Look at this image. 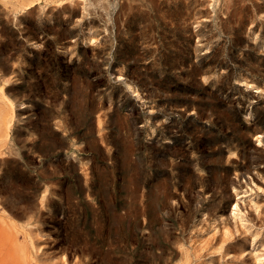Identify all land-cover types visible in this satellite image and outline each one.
<instances>
[{
	"label": "rangeland",
	"instance_id": "obj_1",
	"mask_svg": "<svg viewBox=\"0 0 264 264\" xmlns=\"http://www.w3.org/2000/svg\"><path fill=\"white\" fill-rule=\"evenodd\" d=\"M111 1H112L111 2L112 4H110V6L107 8V11L105 9H102V8L96 9L95 6H87L90 9H88V11H86V10L83 11L85 0H75V2H77L79 4L74 3V0H73V2H72V0H35L33 2V4L30 3L31 7L29 4H25V5L21 6L18 3V0H0V6H1V9H0V11H1V13H0L1 14L0 15V34L2 33L1 34L2 36L0 35V39H1L0 40V48L2 47L1 49L5 54V55L3 54V57L5 58L6 61L9 62L10 67L12 66L11 67L12 69L16 68V71L18 74H20V75L22 74V76L25 79L27 77L29 78V79H26L25 82H23V80L16 81V79H18L19 75L15 76V74H16V72H15V73L11 74L13 79L8 84H14V85L18 84L16 86L20 90L22 89L21 91H26L24 93H26L28 96L25 97V100H27V103H29V104L35 103L34 106L32 107V109H35L38 111V113L35 116L33 115L32 117L29 118L28 114L24 112V111H26L25 105H27V104L22 105L23 107L18 106L17 114L21 115V116L18 117V115H17V117L15 118L16 119L15 120V126H14V130L12 132V135H14L13 138H15L16 142L19 143V144L17 143V147L19 148L18 151H20L19 152L20 153V155H19L20 160H17V164H18V166L19 165L22 166V167L21 166L18 167V168L21 167L19 169L20 171L22 170V172H20L21 174H20L19 179L21 181H26L27 177L28 178L30 177L28 180H30L32 183L34 182L33 184H35V185L38 184L37 185L38 188L36 189V191H34V195H36L38 193V195H36L37 197L35 196L36 203H38V204H36V207H35V209L37 208L35 211V216H34L35 218L32 217V215H30L31 214L30 213V214L25 215V216H20V217L18 216L16 219L17 222H19L20 224H24V225L27 222V224H26L27 227L32 228V226H33V229L36 227L35 228L36 230L34 229V234H35L34 236H36L37 232H40V231H42L44 233V234L40 235V237L42 238L41 244L42 243L43 244L40 245L39 252H41V254H43V257L48 258V260H49V258H51L50 261L56 262L58 264H59V262H60V264H64V262H65V264H76V262H77L76 258H78L77 260H79V261L83 260V263H81V262L79 263V261H78V264H87V263L88 264H90V263L91 264H104V262L106 263V258H104V257L107 255L111 256L110 258L112 259V262L114 264H116V263L117 264H128V263L129 264H138V262H139V264H141V263L142 264H264V178H263L264 177V166H263V164H264V141L263 140L261 141V138L264 139V115H263L264 111H262V110H264V103H263L264 102V90H262V89H264V87H263L264 86V22H263L264 21V15H263L264 14L263 13L264 12V0H261L262 3L260 0H258V1L257 0L256 1L255 0H249V2H247L248 0H246V1L243 0L244 2L241 0L240 4L244 8L246 15L249 17L253 16V17H250V19L254 18V20L251 19V21H250L249 17H245L244 21L241 22V20H240V22H239V19L237 17L236 18L234 17L233 21H230L227 23L224 22L225 20L221 21L223 19V14H224V19H226L227 16H226V13H224V11L222 9H219V8H218L219 9L218 14L219 15L221 14V16L218 18V21H217V18H215L216 11L214 10V7H213L214 5L210 4L209 2H207V5H205V7L202 8V6H204V5H201V3L198 0H192V1L191 0H187V1L186 0H150V1L149 0H139V1L136 0L137 4H135V5H132V4L136 3L135 0H133L134 2L132 1V4H131V1L128 2L126 0H122V1L111 0ZM194 1H195V3L196 2L197 3L195 4ZM251 1H253L254 3ZM27 2H29V1H27ZM61 2H63V4ZM184 2H186V3L188 2L187 4L189 5V3H190V5L188 6ZM208 3H209V5H208ZM258 3H259L260 7L257 5ZM41 4H42V7H41ZM66 4H70L71 7L74 8V10L71 12H70V9L65 10L64 6ZM128 4L129 5L131 4V7ZM253 4H254V6H253ZM137 5L138 6L140 5L139 9L137 8L138 7ZM77 7H79V8H77ZM258 7L260 8V10H258L259 9ZM31 8H32V10H31ZM60 8L61 9L64 8V9L61 10ZM77 9H79V10H77ZM126 9H127V11H125ZM252 9H254V10H252ZM28 10L29 11L31 10V12H29ZM102 10L104 11V13ZM24 11L26 12L27 15H24L25 14ZM80 11H82V12H80ZM116 11H117V13H116ZM209 11L211 14L209 13ZM32 12H33V14H32ZM66 12H68L67 13L68 17L66 16V14H64ZM83 12L85 14H83ZM95 12H97V13H95ZM129 12H132L134 14L129 13ZM4 13H5V15H3ZM62 13L65 16H63ZM73 13L76 15H74ZM126 14H128L127 17H125ZM129 14H131V15L129 16ZM202 14H203L204 18L202 16ZM254 14H256V15H254ZM23 15H24V17H23ZM29 15L31 16V18ZM34 15H35V17H34ZM49 15H50V17H48ZM52 15H54V16H52ZM26 16H27V18H25ZM36 16H37V18H36ZM100 16H101V18H100ZM102 16H104V18ZM114 16H117L119 19H117V17L115 18ZM14 17H16V18H14ZM42 17H44V18H42ZM71 17H74V18H71ZM205 17H207V18H205ZM221 17H222V19H220ZM18 18H20V19H18ZM59 18H60V21H59ZM69 18H71V19H69ZM94 18H96V19H94ZM125 18L127 20H124ZM65 19H67V20H65ZM106 19L109 22H107ZM131 19H133V21ZM5 20H7V21H5ZM15 20H16V22H15ZM261 20H263V21H261ZM27 21H29V22H27ZM94 21L96 24L94 23ZM117 21H121V22L117 23ZM122 21H123V23H122ZM17 23H19V24H17ZM29 23L30 24L32 23V24L30 25ZM90 23H91V25H89ZM92 23H94V24H92ZM126 23H127V25H126ZM259 24H261V26H259ZM55 25H57V26H55ZM226 25H227V28H226ZM229 25H231V26H229ZM247 25H249V26H247ZM256 25H257V27H256ZM1 26L3 27V29ZM42 26H44V27H42ZM62 26H64V30H63ZM110 26H111V28H110ZM119 27H120V29H119ZM230 27L233 29H231ZM57 28L59 30H56ZM117 28H118V30H117ZM231 30H234L235 34H234V31L232 32ZM53 31H55V33ZM63 31H65V32H63ZM244 31H245V33H243ZM26 34H27V36H26ZM36 37H38V39ZM41 38H43V39L41 40ZM58 38H60V39H58ZM4 40H6V41H4ZM210 40H212V41H210ZM233 40H235L237 43ZM107 41H109V42H107ZM39 42H41L42 44ZM12 43H14V44H12ZM223 43L225 44V46ZM239 43H241V45ZM119 44L122 46H120ZM229 44H230V46H229ZM12 46L14 48H12ZM8 47H9V49L11 47L12 51L8 50ZM115 47H117V49ZM228 47L232 50H229ZM120 50H122V51H120ZM217 50L220 52H218ZM222 50H225V51H222ZM10 51H11V53H10ZM49 51H50V53H49ZM52 51H53V53H51ZM85 51L89 52L88 53L89 55L87 53H84ZM94 51L95 52L98 51V52L95 53ZM214 51H215V53H214ZM221 51H222V53H221ZM251 53L252 54L254 53L253 56ZM213 54L216 56V58L214 57ZM218 54H219V56H218ZM9 55H11V56H9ZM15 55H16V57H15ZM50 55H52V56H50ZM7 56H9V57H7ZM21 56L23 57V59ZM123 56H124L125 60H124ZM10 57H12V58H10ZM88 58H90V60ZM11 59H13V60H11ZM14 59L16 62H14ZM199 59L202 60V62ZM236 59H238V62ZM47 60H49V61H47ZM223 60L225 62H223ZM206 61H207V63H206ZM240 61L242 64L240 63ZM251 63L252 64L254 63L256 66H258V69L256 66L254 67V64H253V67L252 66L250 67V65H252ZM27 64H29V65H27ZM94 64H95L96 68H95V66H93ZM199 64H201V65H199ZM233 64L235 67L233 66ZM236 64H238V65H236ZM45 65L49 66V67L47 68ZM176 65H178V66H176ZM74 66H75V70H74ZM211 66H213L214 68ZM241 66H243V67H241ZM42 67H43V69H42ZM68 67H69V69H68ZM191 67H193V68L191 69ZM233 67H234V69H232ZM84 68H87V69H84ZM89 68H90V70H89ZM97 68H98V70H97ZM49 69H50V71H49ZM190 69L192 70L193 73L191 72ZM209 69H211V70L209 71ZM46 70H48V71H46ZM81 70H82V72H81ZM197 70H199V72ZM216 70H218V71H216ZM33 71L34 72L37 71V72L34 73ZM58 71H60V72H58ZM227 71H228V74H227ZM251 71L252 72L254 71V72L252 73ZM28 72L30 73L31 76H29ZM202 72L203 73L207 72V73L203 74ZM247 72L250 74H247ZM46 74L47 75L50 74V75L47 76ZM75 74L80 76V79L82 78V80H81L82 84H80V86H81V90H82V88H84L83 89L84 91L82 90V92L85 94L84 99L86 102H84V103L86 104V107L89 108V112L87 111L88 117L85 118V120L81 119L77 112L74 113L73 111L69 110V102L67 101L70 98V94H72V89H73L72 83L74 84ZM86 74L88 75L89 78H87ZM93 74H95V75L97 74V75L95 76ZM36 75H38V76H36ZM56 75H57V77H56ZM68 75H69V77H68ZM89 75H91V76H89ZM208 75H211V76L208 77ZM214 75L218 78H216ZM242 75H244V76H242ZM50 77L52 78V80L54 82L52 80H49V79H51ZM53 77L55 79H53ZM83 77H84V79H83ZM194 77H195V79H194ZM202 77H204V78H202ZM205 77H207V78L205 79ZM220 77H221V79H220ZM238 77H240V78H238ZM199 78H200V80H199ZM228 78H231V79L229 80ZM58 79H60V80H58ZM87 79H89V80H87ZM222 79H223V81H222ZM13 80H14V82H13ZM43 80H44V82H43ZM66 80L68 81V83ZM216 80H218V81H216ZM220 80H221V83H219ZM62 81L67 86H69V85L70 86L69 87L65 86L62 83ZM125 81H128V82H125ZM213 81H214V83H211ZM256 81H257V83H256ZM45 82H46V84H45ZM48 82H50V83H48ZM131 82L133 84L132 86H131ZM200 82H201V84H200ZM202 82L204 84H202ZM260 82H262V83H260ZM135 83H137V84H135ZM3 84L4 83H3L2 79H0V87H2ZM198 84H200L201 86ZM212 84L215 86L213 87ZM225 84H228V85L225 86ZM48 85H50V86H48ZM58 85H60V86H58ZM82 85H83V87H82ZM87 85H89V86H87ZM54 86H55V88H54ZM205 86H206V89H205ZM259 86H262L263 88L259 87ZM50 87H52L54 90ZM58 88H61V89L58 90ZM140 88L142 90H140ZM114 89H116V91ZM222 89H224V91ZM62 90H63V92H62ZM117 90H118V92H117ZM195 90H197V91L195 92ZM211 90H213V91H211ZM46 91H48L49 93ZM55 91H56V93H55ZM216 91H220V92L219 93L217 92L218 93L217 94ZM92 92H94V93H92ZM112 92H114V93H112ZM58 93H60V94H58ZM61 93H62V95H61ZM48 94H49V96H48ZM66 94L68 97L66 96ZM116 94H118V95H116ZM63 95H64V97H63ZM112 95L115 96L114 99L112 98L113 97ZM205 95H207V96H205ZM143 96H145V97H143ZM203 96H204V98H203ZM222 96H223V98H222ZM116 97H118V98H116ZM186 97H188V99ZM231 97H232V99H231ZM61 98L64 100H62ZM29 99L31 101H29ZM176 99H178L179 102ZM115 100H119V101H115ZM206 100L208 101L207 103H206ZM212 100L214 102H212ZM40 101H41V103H40ZM92 101L94 102L93 104H91ZM122 102L123 103L125 102L124 105ZM192 102H194V104ZM250 102H251V104H250ZM54 103H56V104H54ZM121 103H122V105H121ZM191 103H192V105H191ZM261 103H263V104H261ZM64 104L66 107H64ZM110 104L112 106L111 108L109 107ZM227 104L229 106H225ZM56 105L57 106L59 105V106L57 107ZM119 105H121V106H120V109L118 111H119L120 115H122V116L128 115L129 113H134L136 110H137V112L139 111L138 112L139 114L137 112H135L136 123L134 124L135 126L132 129L133 133H131V130H127V129H129V127H126V130H125V127L124 128L121 127V125L119 124V121L116 119L117 115L114 116L113 113L117 110L116 107ZM196 105H197V107H196ZM215 105H216V107L217 106L218 107L216 108ZM134 106L135 107L137 106V107L135 108ZM102 107H104V108H102ZM186 107H187V109H186ZM252 107H254V108H252ZM42 108H45V109H42ZM61 108H62V111H61ZM192 108H193V110H192ZM224 108H225V110H223ZM236 108H237V110H236ZM257 108H260V110ZM40 109H42V111ZM48 109H50V111ZM110 109H111V111H110ZM182 109L183 110L185 109V110L183 111ZM198 109H200L202 114ZM202 109H203V111H202ZM215 109H216V111H215ZM250 109H251V111H250ZM66 110H67V112H66ZM101 110H102V112L104 110L103 114L101 113ZM190 110H192V112ZM194 110H195L196 114H195V112H193ZM247 110L250 112L247 113ZM46 111H47V113H46ZM68 111H70L72 113H70ZM126 111H127V113H126ZM235 111H236V113H235ZM39 112H40V116H39ZM48 112H49V114H48ZM97 112L99 113L98 115L100 117H102V119L97 115L95 116V114H97ZM256 112L258 114H256ZM54 113H55V115H54ZM93 113H95V114H93ZM204 113L205 114L207 113L206 115H208V116H204L205 115ZM231 113H233V114H231ZM50 115L53 117H51ZM43 116H48L47 118H49V119H45ZM64 116H66V117H64ZM75 116H76V118H75ZM77 116H79V117H77ZM113 116H114V118H113ZM211 116L213 118H211ZM64 118L66 119V121L64 120ZM98 118H100L99 119L100 122L97 121L98 124L101 123L102 125L101 126L98 125V127H97L96 121H94V120H96ZM112 118H113V120H112ZM207 118H211V119H207ZM17 119H19V121H17ZM86 119L89 121L87 122ZM224 119L227 121H225ZM204 120H206V121L208 120L207 121L208 123ZM228 120H229V122H228ZM80 121L82 122V124ZM234 121H235V124H234ZM260 121H261V123H260ZM46 122L49 123V125L46 124ZM66 122H67L68 126H66L67 125ZM92 122H94V123H92ZM187 122H189V123H187ZM190 123H193L195 126L193 124H190ZM197 123H199V124H197ZM229 123H231V124L233 123L232 125H234V127H232V125ZM60 124H62V125H60ZM196 124L198 126H196ZM220 124H222V125L220 126ZM59 125L62 129L59 127ZM77 125H78L79 129H78ZM112 125H114V126H112ZM199 125H201L202 127ZM203 125H205V126H203ZM251 125H253V126H251ZM255 125L256 126L259 125L257 127L259 129L261 127L263 130L260 132L259 129ZM42 126H46V128L49 129L51 132L55 133V131H57L56 136L61 137L62 139L65 140V142H66L65 148L60 153L58 152L59 153L58 155L55 153H53L49 156H46L45 154L38 155L39 152H37L35 149L31 148L33 146V142L35 140H38V136H39L38 133H39V130ZM87 126H88V128H87ZM51 127H52V129H51ZM53 127H55V128H53ZM203 127H204V129H203ZM240 127L243 129L241 130ZM66 128H68V129H66ZM75 128H77V129H75ZM108 128H111L110 131H108L109 130ZM199 128H202L203 131H201V129H199ZM223 128L225 131L223 130ZM225 128H227V129H225ZM31 129H32V131H31ZM65 129H66V131H65ZM81 129L83 131H81ZM247 129L249 131H247ZM210 130L214 131L213 134H212V131H210ZM114 131H116V132H114ZM176 131H178V132H176ZM180 131H181V133H180ZM33 132L35 134H33ZM83 132H86V133H83ZM195 132L196 133L198 132V133L196 134ZM19 133L22 136L26 135L25 138H27V137L30 138L32 135L33 136L30 138V140H29V138H27L28 140L24 139V141H23V139L17 138V135ZM28 133H31V134L29 135ZM241 133H242V135H240ZM253 133H255V134H253ZM256 133H257V135H256ZM258 133H259L260 137L262 136L259 139L257 137ZM100 134L104 136V138H102L103 136L101 137V141H103L105 144H103L102 142H99L100 141V138H99ZM114 134H116V136ZM117 135H119V136L117 137ZM123 135H125V136H123ZM74 136H76V137H74ZM127 136H130V137H127ZM236 136H237L238 140H237ZM83 137H86V138H83ZM105 137H108L107 139L109 141ZM186 137H188V139ZM79 138H81V139L78 141ZM121 138H122V140H121ZM128 138H129V140H128ZM90 139H94L95 141L98 142L99 149L97 151L90 149V146H89L90 145L89 144ZM104 139H106L107 141L105 142ZM130 139H132V140H130ZM214 139H215V141H214ZM125 140L126 141L128 140L127 142H130L132 144V147L134 146L133 148L131 147L132 150L130 149V151H132V152H130L131 154H129L128 158H126V156H125L126 155L125 154V147H124V144L126 142ZM114 141L117 143H115ZM123 141H125V142H123ZM205 141L207 143H205ZM235 141L237 142L236 144H234ZM107 142H109L111 144L110 145L111 147L113 145V147L110 148V146H108L109 143H107ZM122 142L124 144H122ZM187 142H188V144H187ZM241 142H243V143H241ZM106 143H107V145H106ZM157 143L162 144L163 146L159 145ZM211 143H212V145H211ZM228 143H230V144H228ZM76 144L78 146H76ZM152 144L153 145L155 144V146H153ZM180 144H181V146H180ZM255 144H257L258 147L257 146L255 147ZM21 145H25L24 147L27 148L28 150L25 149L24 147H20ZM183 145H184V147H183ZM186 145H187V147H186ZM226 145H228V146H226ZM240 145H242V146H240ZM229 146H231V147H229ZM148 147H151L153 151L150 150V148H148ZM197 147H198V149H197ZM22 148H24V149L22 150ZM109 148H110V150H109ZM123 148H124V150H123ZM206 148H208V149H206ZM211 148H214V149L211 150ZM80 149H81V151H79ZM107 149L110 153L105 151ZM111 149H113V152L116 153V155L113 152H111L112 151ZM121 149H122V151H121ZM159 149L160 150L162 149V150L160 151ZM183 149L186 151V153L184 152ZM191 149H192V152H191ZM235 149L237 150V152ZM30 150L33 151V153H36L35 156L33 153H31ZM100 150H102V151H100ZM172 150H173V152H171ZM180 150L183 152H181ZM233 150H235V151H233ZM150 151H152V152L150 153ZM174 151L175 152L177 151V153H175ZM218 151H219V153H218ZM257 152L259 154H257ZM261 152H262V154H261ZM111 153H113V154H111ZM187 153H188V155H187ZM194 153L197 154L198 157L197 156L195 157ZM216 153H217V155H216ZM221 153L223 154V155H221L222 158H220L221 156L219 155ZM72 154H73V156H72ZM181 154H183L185 157ZM224 154H227V155H224ZM121 155H122V157H121ZM176 155H177V157H176ZM190 155H191V158H190ZM56 156H57V159H56ZM89 156H91V157H89ZM112 156L115 159L112 158ZM162 156L164 157L163 159H161ZM213 156L217 157V158L213 159ZM239 156H242V157L239 158ZM64 157H66V158H64ZM93 157L95 158V160ZM174 157H176V158H174ZM208 157H210V159ZM251 157H253L254 159H252ZM26 158H27L28 162L26 161ZM84 158L85 159L87 158L86 161ZM256 158H258L259 160ZM127 159H130V160H127ZM185 159H189V160L185 161ZM250 159H252V160L249 162ZM67 160L69 162H67ZM123 160H125L127 164ZM193 160H194L195 164L193 163ZM206 160H208V162ZM220 160L221 161L223 160L224 163H223V161L221 162ZM232 160L235 162L232 163ZM246 161H248V162H246ZM77 162H79V163H77ZM131 162H133L134 166L131 164ZM240 162H241V164H240ZM51 163H53V164H51ZM123 163H125V164H123ZM250 163L253 165L255 164L254 165L255 167L253 165H251ZM27 164H29L30 166ZM32 164H33V166H32ZM57 164H61L62 167L56 166L55 171H56L57 175L55 176L53 181H51V183L49 182V184H52V186L48 185L45 183L44 180H42L40 178V176L38 175V172L42 168L46 169V170H49V169L54 170V165H57ZM85 164H87V165H85ZM105 164H107V165H105ZM191 164L193 167L191 166ZM257 164H258V166H257ZM41 165H42V167H41ZM88 165H89V167H88ZM125 165H126V167H125ZM178 165H180V166H178ZM215 165H217V166H215ZM52 166H53V168H52ZM80 166H82V167H80ZM84 166L89 168V171H91V176L89 177V180L87 179L88 176L85 175L86 172L84 171L87 168H85ZM122 166H124V167L122 168ZM194 166H196L197 168ZM226 166H229V167H227L228 168L227 170H229L228 171L229 173L226 171ZM217 167L220 168L221 170L218 169ZM222 167L224 168V170L222 169ZM256 167H257V169H256ZM258 167H260V168L258 169ZM38 168L39 169L41 168V169L39 170ZM77 168H79V169H77ZM83 168H85V169H83ZM137 168H140V169L137 170ZM236 168L238 170L240 168V170H239L240 174ZM160 169H161V171H160ZM176 169H178L179 172H180V170H183V171L179 173V172H176ZM208 169H209V171H208ZM216 169H217V171H216ZM254 169H255V172H254ZM262 169H263V171H262ZM23 170L25 172H23ZM101 170L107 171V175L108 176L110 175L111 178H107L108 182L107 181L104 182V181L100 180V178H99L100 174H98V173H100ZM197 170H198V173H197ZM241 170H243V172ZM259 170H260V172H263V173H259ZM77 171L80 172V174ZM185 171H186V174H185ZM214 171L217 175L214 173ZM221 171H222V173H221ZM232 171H233V173H231ZM245 171H247V172H245ZM31 173H33V174H31ZM133 173H135V175H137V176H135ZM212 173L215 175H212ZM227 173H228V175H227ZM254 173L255 174L257 173V174L255 175ZM184 174H185V176L186 175L187 176L184 177ZM219 174H221V175H219ZM260 174H262V175H260ZM27 175H29V176H27ZM84 175H85V177H84ZM158 175H160L161 178H159ZM200 175H201V177H199ZM132 176H133V178H132ZM177 176H180L181 178H179ZM194 176H196V177H194ZM214 176H216V177L214 178ZM227 176H229V177H227ZM91 177H93V178H91ZM188 177L189 178L191 177V178L189 179ZM197 177L200 180H198ZM256 177H258V178H256ZM127 178H129V179H127ZM156 178H158V179H156ZM216 178H218V180ZM34 179L36 182L34 181ZM94 179H95V181H94ZM160 179L162 180V182ZM227 179H230V181H231V179H234V182L236 181L235 182L236 184L233 182V180L230 182ZM38 180H40V181H38ZM54 180H55V182L56 181L57 182L54 183ZM58 180H60V181H58ZM85 180H86V182H85ZM98 180H99V184H98ZM193 180L194 181L197 180V181L194 182ZM69 181H70V183H69ZM182 181H184L185 183H183ZM215 181H216V184H215ZM40 182L42 184H39ZM62 182H64L65 184ZM190 182H191L192 186H190ZM196 182H198V184ZM208 182H211V183H208ZM60 183H61V185H60ZM85 183H88V184H85ZM218 183H219V185H217ZM221 183H223V185H221ZM228 183H230V184H228ZM84 185H85V187H84ZM89 185L91 186V189H89L90 188ZM183 185H185V186H183ZM203 185H204V187H203ZM229 185H230V187H229ZM70 186H71V190H70ZM98 186H99V188H98ZM199 186L202 187V189ZM217 186H218V188L220 187L221 189H217ZM49 187H50V189H49ZM52 187L55 189H53ZM58 187L60 189H58ZM81 188H84V189H81ZM213 188L214 189L216 188L215 190L217 192ZM196 189L197 190L199 189L198 194H197ZM210 189L211 190L213 189L212 192ZM59 190H61L60 191L61 193L59 192ZM42 191H44V192L47 191L45 193L50 192L49 193L50 195L49 194L47 195V194L43 193ZM219 191H220V193H219ZM199 192H200V194H199ZM216 193H217V195H216ZM177 195H179V196H177ZM233 195H234V197H233ZM47 196H49V197H47ZM52 196H54V197L52 198ZM192 196H194V197H192ZM221 196H223L224 198ZM199 197H201V199ZM40 198H43L42 199L44 201V202H42L43 204L41 203L42 200ZM46 198H48L49 201H48V199L46 200ZM214 198L216 201L214 200ZM68 199H71V200H68ZM45 201H48V202H45ZM219 201L221 204L219 203ZM56 202L58 204L59 203L60 204L58 205V204H56ZM211 202H212V204H211ZM216 202L219 203V205ZM40 204L47 206V208L41 206ZM237 204H238V206L236 208L235 205H237ZM206 205H207V207H206ZM211 205H213V207ZM217 206H220V207L216 208ZM221 206H222V208H221ZM152 207H154L155 209H153ZM144 209H145V211H144ZM215 209H217V210H215ZM19 210L21 211L22 209H20V208L16 209L17 212H20ZM57 210H59V211H57ZM209 211H211V212H209ZM3 212L5 213V215ZM154 213H156V214H154ZM112 214H114V215L112 216ZM152 215H155V216L152 217ZM3 216H7L5 219H8V220L11 217V216L9 217L7 215V211H5V208H3L2 204H0V218H2ZM38 217L41 219L39 220ZM122 217H124V218L122 219ZM154 217H155V219H154ZM120 218H121V220H120ZM32 219H33V221H32ZM151 219L153 221H151ZM29 220L32 221L30 224L28 223V222H30ZM71 221H72V223H71ZM115 221L118 223L116 224ZM34 222H36V224ZM37 222H39V223H37ZM113 222H115V223H113ZM32 223H34V225ZM37 224H38V226H37ZM39 224H41V226ZM122 224L124 226H122ZM119 226H121V227H119ZM71 230L73 231L72 233H71ZM75 230L77 232L74 233ZM152 230H154V232ZM161 230H163V231H161ZM78 232H79V234H76ZM154 235L157 236V238ZM221 236H226V237H224L226 239V241ZM63 237L65 240L62 239ZM67 238L68 239L71 238V240L73 239V241L68 240ZM219 238H222V239L220 240ZM36 239H37V236H36ZM43 240H46L48 242H46V243L42 242ZM67 240L72 242V243H75V244L78 243L79 244L78 245L79 248H77V246L74 247V248H77L76 249L77 253L75 250H71V248H69L67 245H65V243L64 244L62 243V241L64 242ZM84 240L87 242L82 243ZM228 241H230V242H228ZM238 241H239V243H238ZM20 242L24 243L23 237L20 238ZM218 242H220L221 244ZM59 244H60V247L61 246L62 247H68L69 252L66 251V254H62V252L60 251V248H58L59 250L57 249ZM51 245L53 247H51ZM94 248L96 250H94ZM44 249H45V251H44ZM91 249H93V250H91ZM46 250H48L49 252L51 251L50 252L51 255L48 254L49 252ZM85 251H87V252H85ZM79 252H81V254ZM55 253L57 256L55 255ZM52 254H54V255H52ZM93 254H95V255L93 256ZM59 257H60V259H59ZM102 258H104V259H102ZM139 258L140 259L142 258V259L140 260ZM96 259H97V261H96ZM123 260H125V261H123ZM92 261H94V262H92Z\"/></svg>",
	"mask_w": 264,
	"mask_h": 264
},
{
	"label": "bare ground",
	"instance_id": "obj_2",
	"mask_svg": "<svg viewBox=\"0 0 264 264\" xmlns=\"http://www.w3.org/2000/svg\"><path fill=\"white\" fill-rule=\"evenodd\" d=\"M27 1H29V2H27ZM35 0H18V3L22 6V5H25V4H29L30 5V7H31V4H33V2H34ZM119 1H122V0H119ZM118 1V2H119ZM126 1H131V4H132V1L133 0H126ZM139 1V0H138ZM150 1V0H149ZM187 1V0H186ZM192 1V0H191ZM200 3H201V5H204V6H202V8H204L205 7V5H207V2H209L210 4H213L214 6V10L216 11V16H215V18H217V21H218V18L221 16V14L219 15L218 14V10L219 9H222L223 11H224V13H226V16H227V18L226 19H224V14H223V19H222V17L220 18V19H222L221 21H224V22H230V21H233L234 20V17L236 18H238L239 19V22H240V20H241V22L242 21H244L245 20V17H249V16H247L246 15V12H245V10H244V8L241 6V0H198ZM243 1V0H242ZM246 1V0H245ZM256 1V0H255ZM258 1V0H257ZM261 1V0H260ZM59 2V1H58ZM72 2H73V0H72ZM112 1L111 0H85V2H84V10L83 11H88V9H90V8H88L87 6H95V8L97 9H100V8H102V9H105L106 11H107V8L110 6V4H112L111 3ZM124 2V1H123ZM122 2V3H123ZM127 2V3H128ZM134 2V1H133ZM135 2H136V0H135ZM153 2V1H152ZM244 2V1H243ZM242 2V3H243ZM247 2H249V0L247 1ZM251 2H253V1H251ZM250 2V3H251ZM31 3V4H30ZM62 4H63V2H61ZM70 3V2H69ZM74 3H77V2H75V0H74ZM144 3V2H143ZM184 3H186V2H184ZM188 3V2H187ZM186 3V4H187ZM193 3V2H192ZM194 3H195V1H194ZM197 3V2H196ZM195 3V4H196ZM209 3H208V5H209ZM254 3V2H253ZM261 3H262V1H261ZM61 4V5H62ZM73 4V3H72ZM77 4H79V3H77ZM131 4L129 5L130 7H131ZM135 4H137V2L136 3H134V4H132V5H135ZM36 5V4H35ZM38 5V4H37ZM60 5V6H61ZM123 5V4H122ZM126 5V4H125ZM143 5V4H142ZM146 5V4H145ZM188 5V4H187ZM189 5H190V3H189ZM188 5V6H189ZM244 5V4H243ZM248 5V4H247ZM258 6H259V3L257 4ZM261 5V4H260ZM20 6V7H21ZM28 6V5H27ZM81 6V5H80ZM138 6V5H137ZM140 6V5H139ZM137 7L138 9L140 8V7ZM200 6V5H199ZM211 6V5H210ZM246 6V5H245ZM253 6H254V4H253ZM252 6V7H253ZM19 7V8H20ZM35 7V6H34ZM33 7V8H34ZM41 7H42V4H41ZM58 7V6H57ZM250 7V6H249ZM251 7V8H252ZM257 7V6H256ZM255 7V8H256ZM260 7V6H259ZM258 7V8H259ZM59 8V7H58ZM64 8H65V10H68V9H70V12L71 11H73L74 10V8H72L71 7V5L70 4H66L65 6H64ZM63 8V9H64ZM77 8H79V7H77ZM219 8V9H218ZM0 9H1V6H0ZM61 9V8H60ZM63 9H61V10H63ZM82 9V8H81ZM80 9V10H81ZM118 9V8H117ZM120 9V8H119ZM135 9V8H134ZM249 9V8H248ZM6 10V9H5ZM4 10V11H5ZM8 10V9H7ZM31 10H32V8H31ZM31 10L29 11V12H31ZM52 10V9H51ZM57 10V9H56ZM77 10H79V9H77ZM113 10V9H112ZM131 10V9H130ZM199 10V9H198ZM210 10V9H209ZM252 10H254V9H252ZM258 10H260V8L258 9ZM263 10V9H262ZM261 10V11H262ZM27 11V12H28ZM36 11V10H35ZM58 11V10H57ZM76 11V10H75ZM103 11V10H102ZM119 11V10H118ZM125 11H127V9L125 10ZM134 11V10H133ZM250 11V10H249ZM11 12V11H10ZM25 12V11H24ZM45 12V11H44ZM51 12V11H50ZM49 12V13H50ZM64 12V11H63ZM80 12H82V11H80ZM90 12V11H89ZM94 12V11H93ZM112 12V11H111ZM135 12V11H134ZM199 12V11H198ZM204 12V11H203ZM212 12V11H211ZM260 12V11H259ZM0 13H1V11H0ZM23 13V12H22ZM40 13V12H39ZM53 13V12H52ZM57 13V12H56ZM61 13V12H60ZM67 13L68 12H66V13H64V14H66V16H67ZM88 13V12H87ZM95 13H97V12H95ZM103 13H104V11H103ZM116 13H117V11H116ZM129 13H132V12H129ZM137 13V12H136ZM135 13V14H136ZM209 13H210V11H209ZM220 13V12H219ZM261 13V12H260ZM264 13V12H263ZM32 14H33V12H32ZM46 14V13H45ZM55 14V13H54ZM72 14V13H71ZM74 14V13H73ZM83 14H85L84 12H83ZM110 14V13H109ZM121 14V13H120ZM119 14V15H120ZM132 14H134V13H132ZM197 14V13H196ZM201 14V13H200ZM206 14V13H205ZM211 14V13H210ZM209 14V15H210ZM250 14V13H249ZM258 14V13H257ZM1 15V14H0ZM3 15H5V13L3 14ZM9 15V14H8ZM16 15V14H15ZM24 15H27L26 14V12H25V14ZM24 15H23V17H24ZM31 15V14H30ZM29 15V16H30ZM57 15V14H56ZM62 15H63V13H62ZM74 15H76V14H74ZM117 15V14H116ZM118 15V16H119ZM127 15L128 14H126V16L125 17H127ZM131 14H129V16H130ZM254 15H256V14H254ZM261 15V14H260ZM264 15V14H263ZM7 16V15H6ZM42 16V15H41ZM52 16H54V15H52ZM63 16H65V15H63ZM105 16V15H104ZM104 16H102L103 18H104ZM122 16V15H121ZM202 16H203V14H202ZM259 16V15H258ZM2 17V16H1ZM34 17H35V15H34ZM48 17H50V15L48 16ZM68 17V16H67ZM75 17V16H74ZM74 17H71V18H74ZM82 17V16H81ZM107 17V16H106ZM115 18L117 17V16H114ZM250 17H253V16H250ZM250 17H249V19H250ZM11 18V17H10ZM14 18H16V17H14ZM25 18H27V16L25 17ZM30 18H31V16H30ZM36 18H37V16H36ZM42 18H44V17H42ZM71 18H69V19H71ZM100 18H101V16H100ZM109 18V17H108ZM124 18V17H123ZM202 18V17H201ZM203 18H204V16H203ZM205 18H207V17H205ZM257 18V17H256ZM5 19V18H4ZM3 19V20H4ZM9 19V18H8ZM18 19H20V18H18ZM34 19V18H33ZM94 19H96V18H94ZM111 19V18H110ZM117 19H119L118 17H117ZM121 19V18H120ZM209 19V18H208ZM247 19V18H246ZM251 19H253L254 20V18H251ZM251 19H250V21H251ZM27 20V19H26ZM31 20V19H30ZM29 20V21H30ZM47 20V19H46ZM65 20H67V19H65ZM124 20H127L126 18L124 19ZM132 21H133V19H131ZM248 20V19H247ZM246 20V21H247ZM256 20V19H255ZM5 21H7V20H5ZM23 21V20H22ZM29 21H27V22H29ZM59 21H60V18H59ZM106 21H107V19H106ZM130 21V20H129ZM131 21V22H132ZM249 21V22H250ZM261 21H263V20H261ZM2 22V21H1ZM15 22H16V20H15ZM21 22V21H20ZM62 22V21H61ZM91 22V21H90ZM93 22V21H92ZM107 22H109V21H107ZM118 22H121V21H117V23ZM125 22V21H124ZM203 22V21H202ZM264 22V21H263ZM70 23V22H69ZM94 23H95V21H94ZM94 23H92V24H94ZM116 23V22H115ZM122 23H123V21H122ZM130 23V22H129ZM128 23V24H129ZM212 23V22H211ZM221 23V22H220ZM223 23V22H222ZM237 23V22H236ZM260 23V22H259ZM2 24V23H1ZM15 24V23H14ZM17 24H19V23H17ZM16 24V25H17ZM21 24V23H20ZM24 24V23H23ZM22 24V25H23ZM30 24V23H29ZM32 24V23H31ZM30 24V25H31ZM62 24V23H61ZM96 24V23H95ZM106 24V23H105ZM121 24V23H120ZM213 24V23H212ZM224 24V23H223ZM222 24V25H223ZM229 24V23H228ZM243 24V23H242ZM254 24V23H253ZM252 24V25H253ZM89 25H91V23L89 24ZM126 25H127V23H126ZM203 25V24H202ZM217 25V24H216ZM250 25V24H249ZM249 25H247V26H249ZM255 25V24H254ZM41 26V25H40ZM54 26V25H53ZM55 26H57V25H55ZM93 26V25H92ZM109 26V25H108ZM208 26V25H207ZM218 26V25H217ZM229 26H231V25H229ZM239 26V25H238ZM241 26V25H240ZM259 26H261V24H259ZM2 27V26H1ZM42 27H44V26H42ZM63 27V30H64V26H62ZM95 27V26H94ZM131 27V26H130ZM206 27V26H205ZM224 27V26H223ZM244 27V26H243ZM246 27V26H245ZM255 27V26H254ZM256 27H257V25H256ZM61 28V27H60ZM90 28V27H89ZM110 28H111V26H110ZM115 28V27H114ZM122 28V27H121ZM124 28V27H123ZM208 28V27H207ZM226 28H227V25H226ZM231 28V27H230ZM250 28V27H249ZM253 28V27H252ZM262 28V27H261ZM2 29H3V27H2ZM1 29V30H2ZM40 29V28H39ZM55 29V28H54ZM91 29V28H90ZM119 29H120V27H119ZM231 29H233V28H231ZM56 30H59L58 28L56 29ZM92 30V29H91ZM117 30H118V28H117ZM124 30V29H123ZM129 30V29H128ZM127 30V31H128ZM211 30V29H210ZM244 30V29H243ZM255 30V29H254ZM253 30V31H254ZM66 31V30H65ZM65 31H63V32H65ZM72 31V30H71ZM120 31V30H119ZM125 31V30H124ZM131 31V30H130ZM232 32L234 31V30H231ZM38 32V31H37ZM54 33H55V31H53ZM239 32V31H238ZM262 32V31H261ZM36 33V32H35ZM43 33V32H42ZM68 33V32H67ZM73 33V32H72ZM122 33V32H121ZM241 33V32H240ZM243 33H245V31L243 32ZM255 33V32H254ZM259 33V32H258ZM2 34V33H1ZM0 34V35H1ZM4 34V33H3ZM6 34V33H5ZM30 34V33H29ZM57 34V33H56ZM61 34V33H60ZM63 34V33H62ZM71 34V33H70ZM234 34H235V31H234ZM9 35V34H8ZM21 35V34H20ZM40 35V34H39ZM43 35V34H42ZM51 35V34H50ZM65 35V34H64ZM67 35V34H66ZM92 35V34H91ZM115 35V34H114ZM122 35V34H121ZM124 35V34H123ZM217 35V34H216ZM237 35V34H236ZM242 35V34H241ZM2 36V35H1ZM25 36V35H24ZM26 36H27V34H26ZM32 36V35H31ZM30 36V37H31ZM55 36V35H54ZM117 36V35H116ZM263 36V35H262ZM6 37V36H5ZM8 37V36H7ZM33 37V36H32ZM66 37V36H65ZM109 37V36H108ZM238 37V36H237ZM241 37V36H240ZM37 39H38V37H36ZM44 38V37H43ZM43 38H41V40L43 39ZM234 38V37H233ZM243 38V37H242ZM9 39V38H8ZM12 39V38H11ZM35 39V38H34ZM40 39V38H39ZM45 39V38H44ZM58 39H60V38H58ZM90 39V38H89ZM109 39V38H108ZM129 39V38H128ZM1 40V39H0ZM14 40V39H13ZM87 40V39H86ZM132 40V39H131ZM130 40V41H131ZM223 40V39H222ZM225 40V39H224ZM242 40V39H241ZM4 41H6V40H4ZM8 41V40H7ZM12 41V40H11ZM18 41V40H17ZM39 41V40H38ZM45 41V40H44ZM120 41V40H119ZM122 41V40H121ZM210 41H212V40H210ZM233 41H235V40H233ZM240 41V40H239ZM245 41V40H244ZM243 41V42H244ZM48 42V41H47ZM107 42H109V41H107ZM236 42V41H235ZM3 43V42H2ZM1 43V44H2ZM11 43V42H10ZM39 43H41V42H39ZM237 43V42H236ZM12 44H14V43H12ZM42 44V43H41ZM115 44V43H114ZM224 44V43H223ZM240 45H241V43H239ZM4 45V44H3ZM106 45V44H105ZM120 45V44H119ZM9 46V45H8ZM117 46V45H116ZM120 46H122V45H120ZM224 46H225V44H224ZM223 46V47H224ZM229 46H230V44H229ZM239 46V45H238ZM17 47V46H16ZM47 47V46H46ZM45 47V48H46ZM112 47V46H111ZM2 48V47H1ZM0 48V79H2V81H3V86L2 87H0V204H2V206H3V208H5V211H7V215L10 217L9 218V220L8 219H5L7 216H3L2 218H0V264H58V263H56V262H52V261H50L51 260V258H49V260H48V258H46V257H43V254H41V252H39V247H40V245H42L41 244V240H42V238L40 237V235H42V234H44L42 231H40V232H37V234H36V236H37V239H36V236H34L35 234H34V229L36 228H34L33 229V226H32V228H30V227H27V222H26V224L24 225V224H20L19 222H17V217L19 216H25V215H28V214H30V215H32V217H34L35 216V211H36V209H35V207H36V204H38V203H36V198H35V196L36 195H38V193L36 194V195H34V191H36V189L38 188V184L37 185H35V184H33L30 180H28L29 178L27 177V180L26 181H21L20 179H19V177H20V172H22V170L20 171L19 169L22 167L21 165H19V166H21L20 168H18L19 166H18V164H17V160H20V151H18L19 150V148L17 147V143L18 142H16V139L15 138H13V136L14 135H12V132H13V130H14V126H15V118L17 117V109H18V106H21V107H23L22 105H24V104H27V105H25L26 107H25V110L26 111H24L25 113H27L28 114V116H29V118L30 117H32L33 115L35 116L37 113H38V111L37 110H35V109H32V107L34 106V104H32V103H27V100H25V97H27L28 95L26 94V93H24V92H26V91H21L16 85H18V84H16V85H14V84H8L9 82H11L12 81V79H13V77L11 76V74H13V73H15L16 72V74H15V76L16 75H19V77H18V79H16V81H18V80H23V82H25L26 81V79H29L28 77L25 79L23 76H22V74L20 75V74H18L17 73V71H16V68H11L10 67V64H9V62L8 61H6L5 60V58L3 57V54H4V52L2 51V49ZM12 48H14L13 46H12ZM48 48V47H47ZM84 48V47H83ZM105 48V47H104ZM109 48V47H108ZM116 49H117V47H115ZM121 48V47H120ZM229 48V47H228ZM240 48V47H239ZM22 49V48H21ZM218 49V48H217ZM8 50H11V47H10V49H9V47H8ZM29 50V49H28ZM46 50V49H45ZM82 50V49H81ZM229 50H232V49H230L229 48ZM6 51V50H5ZM12 51V50H11ZM11 51H10V53H11ZM33 51V50H32ZM48 51V50H47ZM120 51H122V50H120ZM124 51V50H123ZM218 51V50H217ZM222 51H225V50H222ZM222 51H221V53H222ZM95 52V51H94ZM98 52V51H97ZM97 52H95V53H97ZM118 52V51H117ZM218 52H220V51H218ZM32 53V52H31ZM47 53V52H46ZM49 53H50V51H49ZM51 53H53V51L51 52ZM83 53V52H82ZM84 53H89V52H84ZM83 53V54H84ZM120 53V52H119ZM214 53H215V51H214ZM220 53V54H221ZM226 53V52H225ZM26 54V53H25ZM45 54V53H44ZM43 54V55H44ZM93 54V53H92ZM224 54V53H223ZM222 54V55H223ZM229 54V53H228ZM252 54V53H251ZM254 54V53H253ZM253 54H252V56H253ZM5 55V54H4ZM21 55V54H20ZM89 55V54H88ZM200 55V54H199ZM214 55V54H213ZM231 55V54H230ZM249 55V54H248ZM258 55V54H257ZM9 56H11V55H9ZM9 56H7V57H9ZM35 56V55H34ZM42 56V55H41ZM40 56V57H41ZM50 56H52V55H50ZM197 56V55H196ZM218 56H219V54H218ZM225 56V55H224ZM250 56V55H249ZM15 57H16V55H15ZM22 57V56H21ZM48 57V56H47ZM46 57V58H47ZM212 57V56H211ZM214 57L216 58V56L214 55ZM223 57V56H222ZM10 58H12V57H10ZM44 58V57H43ZM91 58V57H90ZM90 58H88L89 60H90ZM97 58V57H96ZM123 58H124V56H123ZM127 58V57H126ZM198 58V57H197ZM200 58V57H199ZM202 58V57H201ZM224 58V57H223ZM229 58V57H228ZM22 59H23V57H22ZM36 59V58H35ZM34 59V60H35ZM39 59V58H38ZM41 59V58H40ZM53 59V58H52ZM80 59V58H79ZM87 59V58H86ZM92 59V58H91ZM132 59V58H131ZM203 59V58H202ZM213 59V58H212ZM227 59V58H226ZM11 60H13V59H11ZM85 60V59H84ZM124 60H125V58H124ZM127 60V59H126ZM200 60V59H199ZM198 60V61H199ZM204 60V59H203ZM211 60V59H210ZM225 60V59H224ZM223 60V62H225ZM230 60V59H229ZM237 60V62H238V59H236ZM241 60V59H240ZM20 61V60H19ZM23 61V60H22ZM43 61V60H42ZM47 61H49V60H47ZM79 61V60H78ZM82 61V60H81ZM98 61V60H97ZM193 61V60H192ZM191 61V62H192ZM201 62H202V60H200ZM218 61V60H217ZM221 61V60H220ZM243 61V60H242ZM14 62H16L15 61V59H14ZM13 62V63H14ZM25 62V61H24ZM52 62V61H51ZM80 62V61H79ZM128 62V61H127ZM204 62V61H203ZM209 62V61H208ZM230 62V61H229ZM23 63V62H22ZM26 63V62H25ZM44 63V62H43ZM47 63V62H46ZM45 63V64H46ZM82 63V62H81ZM87 63V62H86ZM90 63V62H89ZM92 63V62H91ZM98 63V62H97ZM96 63V64H97ZM197 63V62H196ZM206 63H207V61H206ZM211 63V62H210ZM240 63H241V61H240ZM16 64V63H15ZM34 64V63H33ZM77 64V63H76ZM219 64V63H218ZM217 64V65H218ZM223 64V63H222ZM221 64V65H222ZM225 64V63H224ZM239 64V63H238ZM238 64H236V65H238ZM242 64V63H241ZM250 64V63H249ZM252 64V63H251ZM254 64V63H253ZM253 64L252 65H250V67L252 66L253 67ZM263 64V63H262ZM27 65H29V64H27ZM37 65V64H36ZM91 65V64H90ZM100 65V64H99ZM199 65H201V64H199ZM207 65V64H206ZM220 65V64H219ZM226 65V64H225ZM228 65V64H227ZM258 65V64H257ZM23 66V65H22ZM32 66V65H31ZM46 66V65H45ZM80 66V65H79ZM87 66V65H86ZM93 66H95V64L93 65ZM176 66H178V65H176ZM193 66V65H192ZM204 66V65H203ZM214 66V65H213ZM213 66H211V67H213ZM233 66H234V64H233ZM256 65L254 64V67H255ZM25 67V66H24ZM41 67V66H40ZM47 68L49 67V66H46ZM45 67V68H46ZM52 67V66H51ZM50 67V68H51ZM55 67V66H54ZM70 67V66H69ZM69 67H68V69H69ZM82 67V66H81ZM98 67V66H97ZM114 67V66H113ZM194 67V66H193ZM193 67H191V69L193 68ZM196 67V66H195ZM226 67V66H225ZM235 67V66H234ZM234 67L232 68V69H234ZM239 67V66H238ZM241 67H243V66H241ZM245 67V66H244ZM257 67V69H258V66H256ZM261 67V66H260ZM31 68V67H30ZM92 68V67H91ZM95 68H96V66H95ZM203 68V67H202ZM205 68V67H204ZM214 68V67H213ZM231 68V67H230ZM42 69H43V67H42ZM52 69V68H51ZM54 69V68H53ZM84 69H87V68H84ZM93 69V68H92ZM190 69V70H191ZM198 69V68H197ZM220 69V68H219ZM224 69V68H223ZM222 69V70H223ZM227 69V68H226ZM262 69V68H261ZM26 70V69H25ZM57 70V69H56ZM74 70H75V66H74ZM89 70H90V68H89ZM94 70V69H93ZM97 70H98V68H97ZM101 70V69H100ZM189 70V71H190ZM194 70V69H193ZM201 70V69H200ZM211 69H209V71H210ZM231 70V69H230ZM245 70V69H244ZM251 70V69H250ZM253 70V69H252ZM39 71V70H38ZM46 71H48V70H46ZM49 71H50V69H49ZM113 71V70H112ZM198 72H199V70H197ZM215 71V70H214ZM216 71H218V70H216ZM234 71V70H233ZM232 71V72H233ZM261 71V70H260ZM259 71V72H260ZM34 72V71H33ZM35 72H37V71H35ZM34 72V73H35ZM40 72V71H39ZM38 72V73H39ZM58 72H60V71H58ZM73 72V71H72ZM81 72H82V70H81ZM86 72V71H85ZM122 72V71H121ZM191 72H192V70H191ZM190 72V73H191ZM230 72V71H229ZM238 72V71H237ZM245 72V71H244ZM252 72V71H251ZM254 72V71H253ZM252 72V73H253ZM25 73V72H24ZM29 73V72H28ZM37 73V74H38ZM53 73V72H52ZM70 73V72H69ZM87 73V72H86ZM89 73V72H88ZM189 73V72H188ZM193 73V72H192ZM203 73V72H202ZM201 73V74H202ZM204 73H207V72H204ZM203 73V74H204ZM214 73V72H213ZM219 73V72H218ZM226 73V72H225ZM45 74V73H44ZM43 74V75H44ZM62 74V73H61ZM72 74V73H71ZM124 74V73H123ZM196 74V73H195ZM202 74V75H203ZM217 74V73H216ZM215 74V75H216ZM227 74H228V71H227ZM231 74V73H230ZM247 74H250V73H248L247 72ZM257 74V73H256ZM260 74V73H259ZM39 75V74H38ZM38 75H36V76H38ZM47 75V74H46ZM50 75V74H49ZM49 75H47V76H49ZM54 75V74H53ZM52 75V76H53ZM63 75V74H62ZM61 75V76H62ZM70 75V74H69ZM69 75H68V77H69ZM80 75V74H79ZM93 75H95V74H93ZM97 75V74H96ZM95 75V76H96ZM119 75V74H118ZM133 75V74H132ZM198 75V74H197ZM213 75V74H212ZM214 75V76H215ZM221 75V74H220ZM234 75V74H233ZM239 75V74H238ZM261 75V74H260ZM29 76H31L30 75V73H29ZM34 76V75H33ZM51 76V77H52ZM73 76V75H72ZM86 76H87V78H89L88 77V75L86 74ZM89 76H91V75H89ZM124 76V75H123ZM196 76V75H195ZM205 76V75H204ZM209 76H211V75H208V77ZM242 76H244V75H242ZM251 76V75H250ZM35 77V76H34ZM50 77V78H51ZM56 77H57V75H56ZM66 77V76H65ZM82 77V76H81ZM201 77V76H200ZM216 77V76H215ZM230 77V76H229ZM232 77V76H231ZM252 77V76H251ZM258 77V76H257ZM42 78V77H41ZM44 78V77H43ZM63 78V77H62ZM72 78V77H71ZM86 78V77H85ZM192 78V77H191ZM198 78V77H197ZM202 78H204V77H202ZM207 77H205V79H206ZM216 78H218V77H216ZM238 78H240V77H238ZM31 79V78H30ZM38 79V78H37ZM46 79V78H45ZM53 79H55L54 77H53ZM80 76H78V75H76L75 74V77H74V84L72 83V85H73V89H72V94H70V98H69V100H67L68 102H69V110L70 111H73L74 113L75 112H77L78 113V115L80 116V118L81 119H84L85 120V118H87L88 116H87V111L89 112V108L88 107H86V104L84 103V102H86L85 101V94L82 92V90L84 89V88H82V90H81V86H80V84H82L81 83V80H82V78L80 79ZM83 79H84V77H83ZM95 79V78H94ZM193 79V78H192ZM194 79H195V77H194ZM220 79H221V77H220ZM226 79V78H225ZM229 80L231 79V78H228ZM49 80H52V78L51 79H49ZM58 80H60V79H58ZM87 80H89V79H87ZM199 80H200V78H199ZM202 80V79H201ZM209 80V79H208ZM228 80V81H229ZM246 80V79H245ZM48 81V80H47ZM46 81V82H47ZM53 81V80H52ZM67 81V80H66ZM212 81V80H211ZM216 81H218V80H216ZM222 81H223V79H222ZM227 81V82H228ZM251 81V80H250ZM254 81V80H253ZM252 81V82H253ZM13 82H14V80H13ZM29 82V81H28ZM33 82V81H32ZM40 82V81H39ZM43 82H44V80H43ZM46 82H45V84H46ZM54 82V81H53ZM72 82V81H71ZM93 82V81H92ZM125 82H128V81H125ZM135 82V81H134ZM138 82V81H137ZM195 82V81H194ZM193 82V83H194ZM197 82V81H196ZM209 82V81H208ZM251 82V83H252ZM263 82V81H262ZM262 82H260V83H262ZM18 83V82H17ZM34 83V82H33ZM48 83H50V82H48ZM61 83V82H60ZM62 83H63V81H62ZM67 83H68V81H67ZM91 83V82H90ZM89 83V84H90ZM190 83V82H189ZM211 83H214V81L213 82H211ZM219 83H221V80H220V82ZM256 83H257V81H256ZM259 83V84H260ZM9 86H8V85ZM23 84V83H22ZM32 84V83H31ZM52 84V83H51ZM64 84V83H63ZM92 84V83H91ZM135 84H137V83H135ZM200 84H201V82H200ZM200 84H198V85H200ZM202 84H204L203 82H202ZM258 84V85H259ZM20 85V84H19ZM40 85V84H39ZM65 86H67L66 84H64ZM84 85V84H83ZM83 85H82V87H83ZM128 85V84H127ZM133 84H132V82H131V86H132ZM197 85V86H198ZM226 85H228V84H225V86ZM262 85V84H261ZM46 86V85H45ZM48 86H50V85H48ZM58 86H60V85H58ZM62 86V85H61ZM70 86V85H69ZM69 86H67V87H69ZM87 86H89V85H87ZM201 86V85H200ZM212 86L214 87L215 85H213L212 84ZM257 86V85H256ZM30 87V86H29ZM64 87V86H63ZM62 87V88H63ZM220 87V86H219ZM259 87H262V86H259ZM264 87V86H263ZM262 87V88H263ZM22 88V87H21ZM50 88H52V87H50ZM54 88H55V86H54ZM93 88V87H92ZM95 88V87H94ZM139 88V87H138ZM137 88V89H138ZM191 88V87H190ZM201 88V87H200ZM218 88V87H217ZM227 88V87H226ZM53 89V88H52ZM57 89V88H56ZM59 89H61V88H58V90ZM64 89V88H63ZM205 89H206V86H205ZM259 89V88H258ZM24 90V89H23ZM27 90V89H26ZM49 90V89H48ZM54 90V89H53ZM90 90V89H89ZM115 91H116V89H114ZM136 90V89H135ZM134 90V91H135ZM140 90H142L141 88H140ZM193 90V89H192ZM216 90V89H215ZM223 91H224V89H222ZM262 90H264V89H262ZM51 91V90H50ZM84 91V90H83ZM86 91V90H85ZM194 91V90H193ZM197 90H195V92H196ZM209 91V90H208ZM211 91H213V90H211ZM222 91V92H223ZM46 92H48V91H46ZM62 92H63V90H62ZM117 92H118V90H117ZM144 92V91H143ZM192 92V91H191ZM219 93L220 91H216V93ZM34 93V92H33ZM32 93V94H33ZM49 93V92H48ZM55 93H56V91H55ZM66 93V92H65ZM64 93V94H65ZM91 93V92H90ZM92 93H94V92H92ZM112 93H114V92H112ZM139 93V92H138ZM209 93V92H208ZM207 93V94H208ZM217 93V94H218ZM225 93V92H224ZM31 94V95H32ZM52 94V93H51ZM58 94H60V93H58ZM119 94V93H118ZM118 94H116V95H118ZM210 94V93H209ZM30 95V96H31ZM35 95V94H34ZM61 95H62V93H61ZM88 95V94H87ZM91 95V94H90ZM89 95V96H90ZM93 95V94H92ZM228 95V94H227ZM48 96H49V94H48ZM57 96V95H56ZM59 96V95H58ZM66 96H67V94H66ZM113 96V95H112ZM120 96V95H119ZM205 96H207V95H205ZM219 96V95H218ZM39 97V96H38ZM61 97V96H60ZM63 97H64V95H63ZM68 97V96H67ZM142 97V96H141ZM143 97H145V96H143ZM184 97V96H183ZM30 98V97H29ZM50 98V97H49ZM113 99L115 98V96H113L112 97ZM116 98H118V97H116ZM148 98V97H147ZM179 98V97H178ZM182 98V97H181ZM187 99H188V97H186ZM203 98H204V96H203ZM222 98H223V96H222ZM221 98V99H222ZM226 98V97H225ZM40 99V98H39ZM62 99V98H61ZM60 99V100H61ZM66 99V98H65ZM93 99V98H92ZM122 99V98H121ZM144 99V98H143ZM231 99H232V97H231ZM33 100V99H32ZM42 100V99H41ZM51 100V99H50ZM62 100H64V99H62ZM61 100V101H62ZM91 100V99H90ZM177 101H178V99H176ZM201 100V99H200ZM205 100V99H204ZM208 100V99H207ZM206 100V103L208 102ZM225 100V99H224ZM229 100V99H228ZM29 101H31L30 99H29ZM36 101V100H35ZM38 101V100H37ZM46 101V100H45ZM94 101V100H93ZM92 101V103L91 104H93L94 102ZM115 101H119V100H115ZM125 101V100H124ZM183 101V100H182ZM194 101V100H193ZM198 101V100H197ZM196 101V102H197ZM203 101V100H202ZM219 101V100H218ZM222 101V100H221ZM227 101V100H226ZM260 101V100H259ZM43 102V101H42ZM54 102V101H53ZM111 102V101H110ZM121 102V101H120ZM146 102V101H145ZM179 102V101H178ZM177 102V103H178ZM195 102V101H194ZM194 102H192L193 104H194ZM212 102H214L213 100H212ZM211 102V103H212ZM40 103H41V101H40ZM47 103V102H46ZM61 103V102H60ZM114 103V102H113ZM119 103V102H118ZM123 103V102H122ZM122 103H121V105H122ZM125 103V102H124ZM124 103H123V105H124ZM189 103V102H188ZM192 103H191V105H192ZM222 103V102H221ZM224 103V102H223ZM226 103V102H225ZM228 103V102H227ZM259 103V102H258ZM264 103V102H263ZM263 103H261V104H263ZM38 104V103H37ZM43 104V103H42ZM50 104V103H49ZM54 104H56V103H54ZM96 104V103H95ZM198 104V103H197ZM201 104V103H200ZM199 104V105H200ZM204 104V103H203ZM218 104V103H217ZM250 104H251V102H250ZM253 104V103H252ZM41 105V104H40ZM39 105V106H40ZM51 105V104H50ZM100 105V104H99ZM106 105V104H105ZM117 105V104H116ZM121 105H119V106H117L116 107V111L113 113L114 114V116L115 115H117L116 116V119L119 121V124L121 125V127H125V130H126V127H129V129H127V130H131V133H133L132 132V129H133V127L135 126L134 124L136 123V115H135V112H137V110L134 112V113H129L128 115H125V116H122V115H120V113H119V109H120V106ZM131 105V104H130ZM137 105V104H136ZM178 105V104H177ZM182 105V104H181ZM212 105V104H211ZM219 105V104H218ZM223 105V104H222ZM254 105V104H253ZM258 105V104H257ZM38 106V105H37ZM48 106V105H47ZM53 106V105H52ZM51 106V107H52ZM57 106V105H56ZM59 106V105H58ZM57 106V107H58ZM62 106V105H61ZM90 106V105H89ZM96 106V105H95ZM98 106V105H97ZM109 106V105H108ZM184 106V105H183ZM187 106V105H186ZM195 106V105H194ZM193 106V107H194ZM201 106V105H200ZM205 106V105H204ZM214 106V105H213ZM225 106H229L228 104L227 105H225ZM251 106V105H250ZM259 106V105H258ZM263 106V105H262ZM36 107V106H35ZM43 107V106H42ZM55 107V106H54ZM64 107H66L65 106V104H64ZM92 107V106H91ZM110 108L112 107L111 106V104H110V106H109ZM135 107V106H134ZM137 107V106H136ZM135 107V108H136ZM177 107V106H176ZM179 107V106H178ZM188 107V106H187ZM187 107H186V109H187ZM196 107H197V105H196ZM208 107V106H207ZM206 107V108H207ZM212 107V106H211ZM210 107V108H211ZM215 107H216V105H215ZM218 107V106H217ZM216 107V108H217ZM224 107V106H223ZM236 107V106H235ZM261 107V106H260ZM20 108V107H19ZM38 108V107H37ZM40 108V107H39ZM68 108V107H67ZM66 108V109H67ZM96 108V107H95ZM101 108V107H100ZM102 108H104V107H102ZM180 108V107H179ZM191 108V107H190ZM189 108V109H190ZM221 108V107H220ZM252 108H254V107H252ZM256 108V107H255ZM42 109H45V108H42ZM42 109H40L41 111H42ZM54 109V108H53ZM57 109V108H56ZM60 109V108H59ZM114 109V108H113ZM177 109V108H176ZM195 109V108H194ZM205 109V108H204ZM233 109V108H232ZM257 109H259L260 110V108H257ZM49 111H50V109H48ZM55 110V109H54ZM68 110V109H67ZM67 110H66V112H67ZM135 110V109H134ZM180 110V109H179ZM183 110V109H182ZM185 110V109H184ZM183 110V111H184ZM192 110H193V108H192ZM192 110H190L191 112H192ZM199 111H200V109H198ZM207 110V109H206ZM222 110V109H221ZM223 110H225V108L223 109ZM235 110V109H234ZM236 110H237V108H236ZM239 110V109H238ZM249 110V109H248ZM247 110V113L248 112H250L251 111V109H250V111H248ZM44 111V110H43ZM52 111V110H51ZM58 111V110H57ZM61 111H62V108H61ZM70 111H68V112H70ZM98 111V110H97ZM110 111H111V109H110ZM113 111V110H112ZM189 111V112H190ZM202 111H203V109H202ZM215 111H216V109H215ZM229 111V110H228ZM262 111H264V110H262ZM60 112V111H59ZM58 112V113H59ZM65 112V111H64ZM107 112V111H106ZM125 112V111H124ZM123 112V113H124ZM139 112V111H138ZM137 112V113H138ZM190 112V113H191ZM193 112H195V110L193 111ZM201 112V111H200ZM227 112V111H226ZM225 112V113H226ZM45 113V112H44ZM46 113H47V111H46ZM53 113V112H52ZM70 113H72V112H70ZM101 113L103 114L104 113V110H103V112H102V110H101ZM126 113H127V111H126ZM180 113V112H179ZM182 113V112H181ZM189 113V114H190ZM216 113V112H215ZM220 113V112H219ZM235 113H236V111H235ZM246 113V114H247ZM254 113V112H253ZM262 113V112H261ZM24 114V113H23ZM48 114H49V112H48ZM69 114V113H68ZM90 114V113H89ZM93 114H95V113H93ZM99 113L97 112V114H95V116L97 115V116H99L98 115ZM106 114V113H105ZM112 114V115H113ZM139 114V113H138ZM195 114H196V112H195ZM201 114H202V112H201ZM200 114V115H201ZM205 114V113H204ZM207 114V113H206ZM204 115V116H208V115ZM209 114V113H208ZM231 114H233V113H231ZM256 114H258L257 112H256ZM260 114V113H259ZM52 115V114H51ZM50 115V116H51ZM54 115H55V113H54ZM60 115V114H59ZM71 115V114H70ZM69 115V116H70ZM110 115V114H109ZM178 115V114H177ZM212 115V114H211ZM217 115V114H216ZM230 115V114H229ZM250 115V114H249ZM252 115V114H251ZM264 115V114H263ZM19 116H21V115H18V117ZM39 116H40V112H39ZM62 116V115H61ZM68 116V117H69ZM79 116H77V117H79ZM90 116V115H89ZM92 116V115H91ZM114 116H113V118H114ZM185 116V115H184ZM187 116V115H186ZM189 116V115H188ZM197 116V115H196ZM202 116V115H201ZM221 116V115H220ZM25 117V116H24ZM23 117V118H24ZM45 119H49V118H47L48 116H43ZM51 117H53V116H51ZM58 117V116H57ZM60 117V116H59ZM64 117H66V116H64ZM67 117V118H68ZM100 117V116H99ZM110 117V116H109ZM142 117V116H141ZM183 117V116H182ZM215 117V116H214ZM225 117V116H224ZM261 117V116H260ZM22 118V119H23ZM61 118V117H60ZM74 118V117H73ZM75 118H76V116H75ZM79 118V119H80ZM94 118V117H93ZM101 119H102V117H100ZM100 118H98V119H96V120H94V121H96V124H97V127H98V125H102L101 123L100 124H98V122H100ZM104 118V117H103ZM106 118V117H105ZM108 118V117H107ZM113 118H112V120H113ZM138 118V117H137ZM184 118V117H183ZM200 118V117H199ZM211 118H213L212 116H211ZM211 118H207V119H211ZM223 118V117H222ZM221 118V119H222ZM252 118V117H251ZM21 119V118H20ZM41 119V118H40ZM44 119V120H45ZM53 119V118H52ZM51 119V120H52ZM95 119V118H94ZM110 119V118H109ZM182 119V118H181ZM220 119V118H219ZM238 119V118H237ZM30 120V119H29ZM60 120V119H59ZM64 120L66 121V119L64 118ZM106 120V119H105ZM104 120V121H105ZM108 120V119H107ZM218 120V119H217ZM225 120V119H224ZM231 120V119H230ZM233 120V119H232ZM235 120V119H234ZM260 120V119H259ZM17 121H19V119H17ZM16 121V122H17ZM22 121V120H21ZM48 121V120H47ZM54 121V120H53ZM86 121L88 122L89 120H87L86 119ZM98 121V122H97ZM102 121V120H101ZM117 121V122H118ZM177 121V120H176ZM186 121V120H185ZM197 121V120H196ZM204 121H206V120H204ZM208 121V120H207ZM206 121V122H207ZM225 121H227V120H225ZM236 121V120H235ZM235 121H234V124H235ZM239 121V120H238ZM256 121V120H255ZM45 122V121H44ZM50 122V121H49ZM64 122V121H63ZM81 122V121H80ZM139 122V121H138ZM191 122V121H190ZM193 122V121H192ZM222 122V121H221ZM220 122V123H221ZM228 122H229V120H228ZM233 122V121H232ZM257 122V121H256ZM20 123V122H19ZM53 123V122H52ZM79 123V122H78ZM92 123H94V122H92ZM107 123V122H106ZM116 123V122H115ZM178 123V122H177ZM180 123V122H179ZM185 123V122H184ZM183 123V124H184ZM187 123H189V122H187ZM200 123V122H199ZM199 123H197V124H199ZM208 123V122H207ZM237 123V122H236ZM258 123V122H257ZM260 123H261V121H260ZM18 124V123H17ZM46 124H48L49 125V123H47L46 122ZM51 124V123H50ZM54 124V123H53ZM66 124H67V122H66ZM70 124V123H69ZM81 124H82V122H81ZM109 124V123H108ZM113 124V123H112ZM181 124V123H180ZM190 124H193V123H190ZM196 124V126H198ZM201 124V123H200ZM203 124V123H202ZM213 124V123H212ZM229 124H231V123H229ZM233 124V123H232ZM231 124V125H232ZM240 124V123H239ZM60 125H62V124H60ZM60 125H59V127H60ZM116 125V124H115ZM188 125V124H187ZM194 125V124H193ZM215 125V124H214ZM222 124H220V126H221ZM228 125V124H227ZM226 125V126H227ZM28 126V125H27ZM30 126V125H29ZM53 126V125H52ZM66 126H68V124L66 125ZM89 126V125H88ZM88 126H87V128H88ZM99 126V127H100ZM112 126H114V125H112ZM117 126V125H116ZM138 126V125H137ZM179 126V125H178ZM192 126V125H191ZM195 126V125H194ZM199 126H201V125H199ZM203 126H205V125H203ZM219 126V127H220ZM229 126V125H228ZM227 126V127H228ZM239 126V125H238ZM241 126V125H240ZM251 126H253V125H251ZM250 126V127H251ZM256 126V125H255ZM257 126H259V125H257ZM256 126V127H257ZM75 127V126H74ZM77 127H78V125H77ZM84 127V126H83ZM118 127V126H117ZM181 127V126H180ZM179 127V128H180ZM186 127V126H185ZM202 127V126H201ZM212 127V126H211ZM223 127V126H222ZM230 127V126H229ZM232 127H234V125H232ZM32 128V127H31ZM53 128H55V127H53ZM61 128V127H60ZM107 128V127H106ZM122 128V129H123ZM137 128V127H136ZM178 128V129H179ZM237 128V127H236ZM241 128V127H240ZM247 128V127H246ZM254 128V127H253ZM258 128V127H257ZM51 129H52V127H51ZM62 129V128H61ZM66 129H68V128H66ZM66 129H65V131H66ZM75 129H77V128H75ZM78 129H79V127H78ZM86 129V128H85ZM109 130L108 131H110V129L111 128H108ZM115 129V128H114ZM121 129V128H120ZM139 129V128H138ZM183 129V128H182ZM199 129H201V131H203L202 130V128H199ZM203 129H204V127H203ZM225 129H227V128H225ZM243 128H241V130H242ZM259 129V128H258ZM261 129V130H260ZM260 129H259V131L261 132L263 129L260 127ZM39 130V129H38ZM57 130V129H56ZM88 130V129H87ZM100 130V129H99ZM177 130V129H176ZM181 130V129H180ZM189 130V129H188ZM198 130V129H197ZM196 130V131H197ZM209 130V129H208ZM223 130H224V128H223ZM229 130V129H228ZM235 130V129H234ZM240 130V129H239ZM31 131H32V129H31ZM30 131V132H31ZM81 131H83L82 129H81ZM96 131V130H95ZM134 131V130H133ZM193 131V130H192ZM199 131V130H198ZM210 131H212V130H210ZM209 131V132H210ZM225 131V130H224ZM232 131V130H231ZM247 131H249L248 129H247ZM251 131V130H250ZM56 132L57 131H55V133L54 132H51L49 129H47L46 128V126H42L41 128H40V130H39V136H38V140H35L34 142H33V146L31 147V148H33V149H35L37 152H39V154L38 155H43V154H45L46 156H49V155H51V154H53V153H55V154H59L64 148H65V145H66V142H65V140L64 139H62L61 137H57L56 136ZM73 132V131H72ZM78 132V131H77ZM114 132H116V131H114ZM119 132V131H118ZM126 132V131H125ZM140 132V131H139ZM172 132V131H171ZM176 132H178V131H176ZM191 132V131H190ZM208 132V133H209ZM213 132L214 131H212V134H213ZM237 132V131H236ZM252 132V131H251ZM37 133V132H36ZM83 133H86V132H83ZM103 133V132H102ZM106 133V132H105ZM108 133V132H107ZM112 133V132H111ZM129 133V132H128ZM180 133H181V131H180ZM196 133V132H195ZM198 133V132H197ZM196 133V134H197ZM217 133V132H216ZM223 133V132H222ZM233 133V132H232ZM231 133V134H232ZM247 133V132H246ZM29 135L31 134V133H28ZM33 134H35L34 132H33ZM89 134V133H88ZM200 134V133H199ZM204 134V133H203ZM207 134V133H206ZM205 134V135H206ZM224 134V133H223ZM230 134V133H229ZM253 134H255V133H253ZM262 134V133H261ZM64 135V134H63ZM77 135V134H76ZM82 135V134H81ZM84 135V134H83ZM86 135V134H85ZM96 135V134H95ZM105 135V134H104ZM115 136H116V134H114ZM120 135V134H119ZM119 135H117V137L119 136ZM129 135V134H128ZM137 135V134H136ZM181 135V134H180ZM193 135V134H192ZM201 135V134H200ZM204 135V136H205ZM209 135V134H208ZM215 135V134H214ZM219 135V134H218ZM228 135V134H227ZM235 135V134H234ZM240 135H242V133L240 134ZM256 135H257V133H256ZM255 135V136H256ZM16 136V135H15ZM24 136V135H23ZM20 133L17 135V138H19V139H23V141H24V139L26 140L27 138H29V137H27V138H25V136L23 137ZM33 136V135H32ZM31 136V137H32ZM71 136V135H70ZM69 136V137H70ZM91 136V135H90ZM89 136V137H90ZM103 135H101L100 134V136H99V138H100V141L99 142H102L103 144H105L103 141H101V137H102ZM111 136V135H110ZM123 136H125V135H123ZM168 136V135H167ZM166 136V137H167ZM178 136V135H177ZM176 136V137H177ZM182 136V135H181ZM186 136V135H185ZM197 136V135H196ZM216 136V135H215ZM249 136V135H248ZM30 137V138H31ZM37 137V136H36ZM35 137V138H36ZM74 137H76V136H74ZM116 137V138H117ZM127 137H130V136H127ZM191 137V136H190ZM194 137V136H193ZM201 137V136H200ZM206 137V136H205ZM209 137V136H208ZM231 137V136H230ZM239 137V136H238ZM258 139L259 138H261L260 136H259V133H258ZM30 138H29V140H30ZM83 138H86V137H83ZM88 138V137H87ZM102 138H104V136L102 137ZM106 139L108 138V137H105ZM132 138V137H131ZM171 138V137H170ZM187 139H188V137H186ZM185 138V139H186ZM236 138H237V136H236ZM243 138V137H242ZM250 138V137H249ZM81 138H79L78 139V141L80 140ZM95 139V138H94ZM94 139H90V142H89V146H90V149H92V150H94V151H97L98 149H99V144H98V142L97 141H95ZM106 139H104L105 140V142L108 140H106ZM127 139V138H126ZM139 139V138H138ZM191 139V138H190ZM257 139V140H258ZM28 140V139H27ZM34 140V139H33ZM77 140V139H76ZM97 140V139H96ZM99 140V139H98ZM119 140V139H118ZM121 140H122V138H121ZM120 140V141H121ZM128 140H129V138H128ZM127 140V141H128ZM130 140H132V139H130ZM226 140V139H225ZM237 140H238V138H237ZM244 140V139H243ZM264 141V139H262L261 138V141ZM67 141V140H66ZM70 141V140H69ZM109 141V140H108ZM126 141V140H125ZM125 141H123V142H125ZM126 141V142H127ZM179 141V140H178ZM190 141V140H189ZM204 141V140H203ZM214 141H215V139H214ZM217 141V140H216ZM234 141V140H233ZM260 141V142H261ZM87 142V141H86ZM115 142V141H114ZM113 142V143H114ZM122 142V144H124ZM125 142V144H124V147H125V156H126V158H128V156H129V154H131L130 152H132V151H130V149H131V147H132V144L130 143V142H127L126 143ZM193 142V141H192ZM198 142V141H197ZM227 142V141H226ZM232 142V141H231ZM247 142V141H246ZM84 143V142H83ZM107 143H109V142H107ZM107 143H106V145H107ZM115 143H117V142H115ZM154 143V142H153ZM200 143V142H199ZM198 143V144H199ZM205 143H207L206 141H205ZM217 143V142H216ZM225 143V142H224ZM233 143V142H232ZM237 142L235 141V143L234 144H236ZM241 143H243V142H241ZM19 144V143H18ZM25 144V143H24ZM30 144V143H29ZM69 144V143H68ZM67 144V145H68ZM157 144H159V143H157ZM187 144H188V142H187ZM191 144V143H190ZM189 144V145H190ZM228 144H230V143H228ZM252 144V143H251ZM26 145V144H25ZM25 145H21L20 147H24ZM70 145V144H69ZM75 145V144H74ZM102 145V144H101ZM105 145V146H106ZM111 144L109 143V145L108 146H110ZM115 145V144H114ZM117 145V144H116ZM153 145V144H152ZM151 145V146H152ZM159 145H162V144H159ZM194 145V144H193ZM203 145V144H202ZM201 145V146H202ZM211 145H212V143H211ZM225 145V144H224ZM233 145V144H232ZM245 145V144H244ZM30 146V145H29ZM76 146H78L77 144H76ZM104 146V147H105ZM119 146V145H118ZM136 146V145H135ZM153 146H155V144L153 145ZM163 146V145H162ZM168 146V145H167ZM177 146V145H176ZM180 146H181V144H180ZM197 146V145H196ZM226 146H228V145H226ZM225 146V147H226ZM238 146V145H237ZM240 146H242V145H240ZM258 147V145L257 144H255V147ZM88 147V146H87ZM102 147V146H101ZM107 147V146H106ZM112 147H113V145H112ZM111 146H110V148H112ZM120 147V146H119ZM134 147V146H133ZM132 147V148H133ZM170 147V146H169ZM172 147V146H171ZM183 147H184V145H183ZM186 147H187V145H186ZM189 147V146H188ZM191 147V146H190ZM204 147V146H203ZM207 147V146H206ZM229 147H231V146H229ZM25 148V147H24ZM24 148H22V150L24 149ZM82 148V147H81ZM110 148H109V150H110ZM148 148H150V150H152V148L151 147H148ZM160 148V147H159ZM163 148V147H162ZM192 148V147H191ZM201 148V147H200ZM199 148V149H200ZM210 148V147H209ZM215 148V147H214ZM214 148H211V150L212 149H214ZM220 148V147H219ZM228 148V147H227ZM252 148V147H251ZM25 149H27V148H25ZM67 149V148H66ZM69 149V148H68ZM83 149V148H82ZM86 149V148H85ZM102 149V148H101ZM106 149V148H105ZM118 149V148H117ZM155 149V148H154ZM179 149V148H178ZM197 149H198V147H197ZM203 149V148H202ZM201 149V150H202ZM206 149H208V148H206ZM221 149V148H220ZM219 149V150H220ZM231 149V148H230ZM233 149V148H232ZM241 149V148H240ZM258 149V148H257ZM28 150V149H27ZM32 150V149H31ZM30 150V151H31ZM112 151L111 152H113V149H111ZM123 150H124V148H123ZM132 150V149H131ZM134 150V149H133ZM136 150V149H135ZM157 150V149H156ZM160 150V149H159ZM162 150V149H161ZM160 150V151H161ZM171 150V149H170ZM174 150V149H173ZM173 150L171 151V152H173ZM184 150V149H183ZM236 150V149H235ZM235 150H233V151H235ZM249 150V149H248ZM254 150V149H253ZM67 151V150H66ZM79 151H81V149L79 150ZM83 151V150H82ZM85 151V150H84ZM100 151H102V150H100ZM105 151H107L108 153H110L109 151H108V149L107 150H105ZM117 151V150H116ZM121 151H122V149H121ZM120 151V152H121ZM153 151V150H152ZM152 151H150V153L152 152ZM178 151V150H177ZM177 151L175 152V153H177ZM181 151V150H180ZM203 151V150H202ZM208 151V150H207ZM214 151V150H213ZM217 151V150H216ZM242 151V150H241ZM250 151V150H249ZM260 151V150H259ZM258 151V152H259ZM262 151V150H261ZM59 152V153H58ZM70 152V151H69ZM181 152H183V151H181ZM184 152L186 153V151L184 150ZM191 152H192V149H191ZM206 152V151H205ZM204 152V153H205ZM210 152V151H209ZM236 152H237V150H236ZM253 152V151H252ZM257 152V154H259ZM31 153H33V151H31ZM99 153V152H98ZM103 153V152H102ZM114 153V152H113ZM113 153H111V154H113ZM155 153V152H154ZM161 153V152H160ZM165 153V152H164ZM170 153V152H169ZM197 153V152H196ZM214 153V152H213ZM218 153H219V151H218ZM223 153V152H222ZM219 154L220 156L221 155H223V154ZM241 153V152H240ZM34 154V156H35V154L36 153H33ZM115 155H116V153H114ZM119 154V153H118ZM117 154V155H118ZM121 154V153H120ZM174 154V153H173ZM191 154V153H190ZM195 154V153H194ZM211 154V153H210ZM237 154V153H236ZM247 154V153H246ZM261 154H262V152H261ZM170 155V154H169ZM181 155H183V154H181ZM187 155H188V153H187ZM216 155H217V153H216ZM218 155V156H219ZM224 155H227V154H224ZM28 156V155H27ZM72 156H73V154H72ZM94 156V155H93ZM114 156V155H113ZM112 156V158H114ZM120 156V155H119ZM124 156V155H123ZM133 156V155H132ZM131 156V157H132ZM167 156V155H166ZM174 156V155H173ZM184 156V155H183ZM193 156V155H192ZM197 156V154H195V157ZM212 156V155H211ZM210 156V157H211ZM38 157V156H37ZM89 157H91V156H89ZM110 157V156H109ZM121 157H122V155H121ZM157 157V156H156ZM159 157V156H158ZM169 157V156H168ZM176 157H177V155H176ZM176 157H174V158H176ZM180 157V156H179ZM185 157V156H184ZM183 157V158H184ZM198 157V156H197ZM200 157V156H199ZM205 157V156H204ZM210 157H208L209 159H210ZM242 156H239V158H241ZM250 157V156H249ZM257 157V156H256ZM260 157V156H259ZM52 158V157H51ZM64 158H66V157H64ZM63 158V159H64ZM94 158V157H93ZM92 158V159H93ZM100 158V157H99ZM103 158V157H102ZM106 158V157H105ZM111 158V159H112ZM125 158V157H124ZM164 157L162 156V158L161 159H163ZM182 158V159H183ZM190 158H191V155H190ZM203 158V157H202ZM214 158H217V157H214L213 156V159ZM220 158H222V156L220 157ZM252 159H254L253 157H251ZM43 159V158H42ZM54 159V158H53ZM56 159H57V156H56ZM55 159V160H56ZM62 159V158H61ZM82 159V158H81ZM85 159V158H84ZM87 159V158H86ZM86 159H85V161H86ZM91 159V158H90ZM110 159V158H109ZM108 159V160H109ZM115 159V158H114ZM167 159V158H166ZM171 159V158H170ZM181 159V160H182ZM226 159V158H225ZM252 159H250L249 160V162L252 160ZM256 159H258V158H256ZM44 160V159H43ZM59 160V159H58ZM94 160H95V158H94ZM113 160V159H112ZM127 160H130V159H127ZM133 160V159H132ZM186 160H189V159H185V161ZM196 160V159H195ZM216 160V159H215ZM219 160V159H218ZM224 160V159H223ZM222 160V161H223ZM234 160V159H233ZM232 160V163L233 162H235V161H233ZM246 160V159H245ZM259 160V159H258ZM261 160V159H260ZM26 161H27V158H26ZM30 161V160H29ZM75 161V160H74ZM88 161V160H87ZM123 161H125V160H123ZM164 161V160H163ZM166 161V160H165ZM170 161V160H169ZM168 161V162H169ZM200 161V160H199ZM198 161V162H199ZM207 162H208V160H206ZM221 161V160H220ZM221 161V162H222ZM254 161V160H253ZM28 162V161H27ZM34 162V161H33ZM38 162V161H37ZM53 162V161H52ZM67 162H69L68 160H67ZM95 162V161H94ZM97 162V161H96ZM161 162V161H160ZM167 162V161H166ZM165 162V163H166ZM210 162V161H209ZM218 162V161H217ZM246 162H248V161H246ZM256 162V161H255ZM254 162V163H255ZM258 162V161H257ZM261 162V161H260ZM22 163V162H21ZM20 163V164H21ZM35 163V162H34ZM39 163V162H38ZM77 163H79V162H77ZM84 163V162H83ZM91 163V162H90ZM89 163V164H90ZM125 163H126V161H125ZM125 163H123V164H125ZM164 163V164H165ZM178 163V162H177ZM189 163V162H188ZM187 163V164H188ZM193 163L195 164V162H194V160H193ZM205 163V162H204ZM223 163H224V161H223ZM229 163V162H228ZM252 163V162H251ZM250 163V164H251ZM31 164V163H30ZM36 164V163H35ZM34 164V165H35ZM40 164V163H39ZM46 164V163H45ZM51 164H53V163H51ZM70 164V163H69ZM73 164V163H72ZM81 164V163H80ZM79 164V165H80ZM102 164V163H101ZM127 164V163H126ZM131 164L134 166V164H133V162H131ZM139 164V163H138ZM163 164V165H164ZM202 164V163H201ZM200 164V165H201ZM212 164V163H211ZM210 164V165H211ZM231 164V163H230ZM237 164V163H236ZM240 164H241V162H240ZM249 164V165H250ZM27 165H29V164H27ZM85 165H87V164H85ZM92 165V164H91ZM99 165V164H98ZM105 165H107V164H105ZM109 165V164H108ZM141 165V164H140ZM162 165V166H163ZM185 165V164H184ZM190 165V164H189ZM197 165V164H196ZM246 165V164H245ZM248 165V166H249ZM251 165H253V164H251ZM255 165V164H254ZM253 165V166H254ZM261 165V164H260ZM30 166V165H29ZM32 166H33V164H32ZM56 166H61V164H57V165H54V170L53 169H49V170H46V169H39L40 171L38 172V175L40 176V178L42 179V180H44L45 181V183L46 184H48V185H51L52 186V184H49V182L51 183V181H53V179L55 178V176L57 175V173H56ZM83 166V165H82ZM82 166H80V167H82ZM96 166V165H95ZM94 166V167H95ZM154 166V165H153ZM178 166H180V165H178ZM187 166V165H186ZM191 166H192V164H191ZM203 166V165H202ZM215 166H217V165H215ZM220 166V165H219ZM233 166V165H232ZM257 166H258V164H257ZM263 166H264V164H263ZM41 167H42V165H41ZM62 167V166H61ZM79 167V166H78ZM85 168H87L86 166H84ZM88 167H89V165H88ZM91 167V166H90ZM124 166H122V168H123ZM125 167H126V165H125ZM132 167V166H131ZM193 167V166H192ZM191 167V168H192ZM194 167H196V166H194ZM221 167V166H220ZM227 167H229V166H226V171L228 172L229 170H227L228 168ZM238 167V166H237ZM244 167V166H243ZM246 167V166H245ZM255 167V166H254ZM46 168V167H45ZM49 168V167H48ZM52 168H53V166H52ZM58 168V167H57ZM73 168V167H72ZM85 168H83V169H85ZM107 168V167H106ZM133 168V167H132ZM197 168V167H196ZM202 168V167H201ZM211 168V167H210ZM218 168V167H217ZM252 168V167H251ZM260 167H258V169H259ZM63 169V168H62ZM66 169V168H65ZM69 169V168H68ZM67 169V170H68ZM74 169V168H73ZM77 169H79V168H77ZM81 169V168H80ZM82 169V170H83ZM102 169V168H101ZM109 169V168H108ZM126 169V168H125ZM131 169V168H130ZM129 169V170H130ZM138 169H140V168H137V170ZM142 169V168H141ZM155 169V168H154ZM182 169V168H181ZM184 169V168H183ZM194 169V168H193ZM213 169V168H212ZM218 169H220V168H218ZM222 169L224 170V168L222 167ZM237 169V168H236ZM256 169H257V167H256ZM29 170V169H28ZM81 170V171H82ZM186 170V169H185ZM207 170V169H206ZM221 170V169H220ZM239 170H240V168H239ZM238 169H237V171H239ZM249 170V169H248ZM27 171V170H26ZM75 171V170H74ZM85 172H86V174L85 175H87L88 176V180H89V177L91 176V171H89V168H87V169H85L84 170ZM134 171V170H133ZM142 171V170H141ZM160 171H161V169H160ZM183 170H180V172H182ZM187 171V170H186ZM186 171H185V174H186ZM190 171V170H189ZM208 171H209V169H208ZM216 171H217V169H216ZM225 171V172H226ZM236 171V170H235ZM242 172H243V170H241ZM262 171H263V169H262ZM23 172H25L24 170H23ZM32 172V171H31ZM63 172V171H62ZM66 172V171H65ZM70 172V171H69ZM78 172V171H77ZM98 172V171H97ZM127 172V171H126ZM176 172H179L178 171V169H176ZM179 172V173H180ZM200 172V171H199ZM245 172H247V171H245ZM244 172V173H245ZM254 172H255V169H254ZM60 173V172H59ZM58 173V174H59ZM73 173V172H72ZM79 174H80V172H78ZM82 173V172H81ZM128 173V172H127ZM132 173V172H131ZM136 173V172H135ZM135 173H133L134 175H135ZM155 173V172H154ZM161 173V172H160ZM159 173V174H160ZM197 173H198V170H197ZM214 173H215V171H214ZM221 173H222V171H221ZM229 173V172H228ZM228 173H227V175H228ZM231 173H233V171L231 172ZM230 173V174H231ZM250 173V172H249ZM259 173H263V172H260V170H259ZM31 174H33V173H31ZM30 174V175H31ZM61 174V173H60ZM83 174V173H82ZM98 174H100L99 175V178H100V180L101 181H104V182H108V180H107V178H111L110 177V175L108 176L107 175V171H105V170H101L100 171V173H98ZM137 174V173H136ZM158 174V173H157ZM185 174H184V177H186L185 176ZM189 174V173H188ZM196 174V173H195ZM194 174V175H195ZM201 174V173H200ZM203 174V173H202ZM216 174V173H215ZM215 174H213L212 173V175H215ZM224 174V173H223ZM226 174V173H225ZM239 174H240V171H239ZM242 174V173H241ZM253 174V173H252ZM255 174V173H254ZM257 174V173H256ZM255 174V175H256ZM36 175V174H35ZM70 175V174H69ZM85 175H84V177H85ZM93 175V174H92ZM129 175V174H128ZM132 175V174H131ZM138 175V174H137ZM137 175H135V176H137ZM217 175V174H216ZM219 175H221V174H219ZM248 175V174H247ZM260 175H262V174H260ZM259 175V176H260ZM27 176H29V175H27ZM81 176V175H80ZM94 176V175H93ZM191 176V175H190ZM193 176V175H192ZM203 176V175H202ZM244 176V175H243ZM246 176V175H245ZM26 177V176H25ZM65 177V176H64ZM158 177L159 178H161V176L160 175H158ZM177 177H179V178H181L180 176H177ZM183 177V178H184ZM194 177H196V176H194ZM199 177H201V175L199 176ZM216 176H214V178H215ZM224 177V176H223ZM227 177H229V176H227ZM263 177V176H262ZM23 178V177H22ZM34 178V177H33ZM63 178V177H62ZM74 178V177H73ZM91 178H93V177H91ZM132 178H133V176H132ZM136 178V177H135ZM163 178V177H162ZM189 178V177H188ZM191 178V177H190ZM189 178V179H190ZM203 178V177H202ZM226 178V177H225ZM256 178H258V177H256ZM264 178V177H263ZM127 179H129V178H127ZM156 179H158V178H156ZM188 179V180H189ZM195 179V178H194ZM197 179L198 180H200L198 177H197ZM211 179V178H210ZM217 180H218V178H216ZM236 179V178H235ZM110 180V179H109ZM161 180V179H160ZM183 180V179H182ZM187 180V181H188ZM216 180V181H217ZM227 180H229L230 181V179H227ZM233 180V182H234V179H231V181ZM34 181H35V179H34ZM38 181H40V180H38ZM58 181H60V180H58ZM66 181V180H65ZM71 181V180H70ZM70 181H69V183H70ZM94 181H95V179H94ZM97 181V180H96ZM185 181V180H184ZM184 181H182L183 183H185ZM191 181V180H190ZM194 181V180H193ZM192 181V182H193ZM195 181H197V180H195ZM194 181V182H195ZM203 181V180H202ZM216 181H215V184H216ZM224 181V180H223ZM230 181V182H231ZM36 182V181H35ZM57 182V181H56ZM55 182V180H54V183H56ZM79 182V181H78ZM84 182V181H83ZM85 182H86V180H85ZM128 182V181H127ZM131 182V181H130ZM161 182H162V180H161ZM189 182V181H188ZM187 182V183H188ZM200 182V181H199ZM212 182V181H211ZM211 182H208V183H211ZM218 182V181H217ZM232 182V183H233ZM236 182V181H235ZM234 182V183H235ZM44 183V182H43ZM62 183H64V182H62ZM197 184H198V182H196ZM203 183V182H202ZM207 183V182H206ZM39 184H42L41 182L39 183ZM58 184V183H57ZM65 184V183H64ZM68 184V183H67ZM85 184H88V183H85ZM98 184H99V180H98ZM102 184V183H101ZM189 184V183H188ZM187 184V185H188ZM193 184V183H192ZM228 184H230V183H228ZM236 184V183H235ZM54 185V184H53ZM60 185H61V183H60ZM79 185V184H78ZM186 185V186H187ZM208 185V184H207ZM210 185V184H209ZM214 185V184H213ZM212 185V186H213ZM217 185H219V183L217 184ZM221 185H223V183H221ZM220 185V186H221ZM233 185V184H232ZM40 186V185H39ZM67 186V185H66ZM65 186V187H66ZM69 186V185H68ZM88 186V185H87ZM86 186V187H87ZM90 186V185H89ZM128 186V185H127ZM183 186H185V185H183ZM190 186H192L191 185V182H190ZM189 186V187H190ZM194 186V185H193ZM215 186V185H214ZM77 187V186H76ZM84 187H85V185H84ZM200 187V186H199ZM203 187H204V185H203ZM225 187V186H224ZM229 187H230V185H229ZM228 187V188H229ZM53 188V187H52ZM57 188V187H56ZM64 188V187H63ZM62 188V189H63ZM98 188H99V186H98ZM97 188V189H98ZM192 188V187H191ZM201 189H202V187H200ZM227 188V189H228ZM45 189V188H44ZM49 189H50V187H49ZM53 189H55V188H53ZM58 189H60L59 187H58ZM81 189H84V188H81ZM88 189V188H87ZM89 189H91V186H90V188ZM104 189V188H103ZM184 189V188H183ZM189 189V188H188ZM205 189V188H204ZM214 189V188H213ZM212 189V190H213ZM216 189V188H215ZM214 189V190H215ZM217 189H221L220 187L218 188V186H217ZM43 190V189H42ZM52 190V189H51ZM50 190V191H51ZM70 190H71V186H70ZM101 190V189H100ZM197 190V189H196ZM195 190V191H196ZM199 190V189H198ZM198 190H197V194H198ZM211 190V189H210ZM212 190H211V192H212ZM230 190V189H229ZM55 191V190H54ZM61 190H59V192H60ZM94 191V190H93ZM207 191V190H206ZM205 191V192H206ZM216 191V190H215ZM224 191V190H223ZM39 192V191H38ZM43 193H45V192H47V191H42ZM41 192V193H42ZM52 192V191H51ZM56 192V191H55ZM66 192V191H65ZM71 192V191H70ZM69 192V193H70ZM194 192V191H193ZM202 192V191H201ZM217 192V191H216ZM222 192V191H221ZM42 193V194H43ZM50 193V192H49ZM49 193H45V194H49ZM61 193V192H60ZM89 193V192H88ZM191 193V192H190ZM219 193H220V191H219ZM56 194V193H55ZM73 194V193H72ZM178 194V193H177ZM199 194H200V192H199ZM211 194V193H210ZM223 194V193H222ZM221 194V195H222ZM50 195V194H49ZM69 195V194H68ZM71 195V194H70ZM91 195V194H90ZM192 195V194H191ZM196 195V194H195ZM209 195V194H208ZM207 195V196H208ZM212 195V194H211ZM216 195H217V193H216ZM56 196V195H55ZM61 196V195H60ZM177 196H179V195H177ZM210 196V195H209ZM220 196V195H219ZM226 196V195H225ZM37 197V196H36ZM45 197V196H44ZM47 197H49V196H47ZM51 197V196H50ZM54 196H52V198H53ZM69 197V196H68ZM72 197V196H71ZM192 197H194V196H192ZM197 197V196H196ZM216 197V196H215ZM221 197H223V196H221ZM227 197V196H226ZM232 197V196H231ZM233 197H234V195H233ZM56 198V197H55ZM59 198V197H58ZM76 198V197H75ZM200 199H201V197H199ZM209 198V197H208ZM220 198V197H219ZM224 198V197H223ZM230 198V197H229ZM39 199V198H38ZM41 200L43 199V198H40ZM48 198H46V200H47ZM197 199V198H196ZM211 199V198H210ZM226 199V198H225ZM224 199V200H225ZM45 200V199H44ZM68 200H71V199H68ZM207 200V199H206ZM214 200H215V198H214ZM221 200V199H220ZM227 200V199H226ZM39 201V200H38ZM48 201H49V199H48ZM48 201H45V202H48ZM51 201V200H50ZM60 201V200H59ZM74 201V200H73ZM195 201V200H194ZM208 201V200H207ZM216 201V200H215ZM42 202H44L43 200L41 201V203ZM153 202V201H152ZM202 203V202H201ZM205 203V202H204ZM217 203V202H216ZM215 203V204H216ZM219 203H220V201H219ZM219 203H217L218 205H219ZM43 204V203H42ZM56 204H58L57 202H56ZM60 204V203H59ZM58 204V205H59ZM64 204V203H63ZM211 204H212V202H211ZM221 204V203H220ZM236 204V203H235ZM41 205V204H40ZM47 205V204H46ZM208 205V204H207ZM207 205H206V207H207ZM210 205V204H209ZM223 205V204H222ZM41 206H43V207H45V208H47V206H44V205H41ZM50 206V205H49ZM56 206V205H55ZM212 207H213V205H211ZM236 206V208H237V206H238V204L237 205H235ZM39 207V206H38ZM54 207V206H53ZM198 207V206H197ZM218 207H220V206H217L216 208H218ZM22 209L20 212H17L16 211V209ZM59 208V207H58ZM61 208V207H60ZM153 209H155L154 207H152ZM151 208V209H152ZM195 208V207H194ZM221 208H222V206H221ZM235 208V209H236ZM42 209V208H41ZM49 209V208H48ZM52 209V208H51ZM62 209V208H61ZM64 209V208H63ZM213 209V208H212ZM224 209V208H223ZM4 210V209H3ZM43 210V209H42ZM204 210V209H203ZM215 210H217V209H215ZM57 211H59V210H57ZM144 211H145V209H144ZM143 211V212H144ZM147 211V210H146ZM154 211V210H153ZM152 211V212H153ZM223 211V210H222ZM226 211V210H225ZM236 211V210H235ZM234 211V212H235ZM115 212V211H114ZM148 212V211H147ZM194 212V211H193ZM204 212V211H203ZM208 212V211H207ZM209 212H211V211H209ZM237 212V211H236ZM4 213V212H3ZM196 213V212H195ZM219 213V212H218ZM222 213V212H221ZM22 214V215H21ZM154 214H156V213H154ZM193 214V213H192ZM210 214V213H209ZM223 214V213H222ZM221 214V215H222ZM4 215H5V213H4ZM39 215V214H38ZM114 214H112V216H113ZM117 215V214H116ZM224 215V214H223ZM153 216H155V215H152V217ZM43 217V216H42ZM151 217V218H152ZM220 217V216H219ZM35 218V217H34ZM39 218V217H38ZM44 218V217H43ZM52 218V217H51ZM124 217H122V219H123ZM126 218V217H125ZM41 218H39V220H40ZM45 219V218H44ZM119 219V218H118ZM154 219H155V217H154ZM219 219V218H218ZM22 220V219H21ZM36 220V219H35ZM38 220V219H37ZM120 220H121V218H120ZM30 221V220H29ZM32 221H33V219H32ZM32 221H30V222H28L29 224L32 222ZM151 221H153L152 219H151ZM40 222V221H39ZM39 222H37V223H39ZM116 222V221H115ZM115 222H113V223H115ZM22 223V222H21ZM35 224H36V222H34ZM34 223H32L33 225H34ZM71 223H72V221H71ZM118 222H116V224H117ZM153 223V222H152ZM40 226H41V224H39ZM36 226V225H35ZM37 226H38V224H37ZM115 226V225H114ZM122 226H124L123 224H122ZM150 226V225H149ZM158 226V225H157ZM119 227H121V226H119ZM38 228V227H37ZM42 228V227H41ZM82 228V227H81ZM118 228V227H117ZM73 229V228H72ZM36 230V229H35ZM41 230V229H40ZM43 230V229H42ZM79 230V229H78ZM153 232H154V230H152ZM161 231H163V230H161ZM73 231L71 230V233H72ZM75 232H77L76 230L74 231V233ZM85 232V231H84ZM36 233V232H35ZM162 233V232H161ZM76 234H79V232L78 233H76ZM83 234V233H82ZM86 234V233H85ZM164 234V233H163ZM66 235V234H65ZM75 235V234H74ZM162 235V234H161ZM68 236V235H67ZM155 236V235H154ZM21 237H23L24 238V243H21L20 242V238ZM156 238H157V236H155ZM163 237V236H162ZM222 238H224V237H226V236H221ZM222 238H219L220 240L222 239ZM63 240H65L64 239V237L62 238ZM68 239V238H67ZM225 239V238H224ZM68 240H71V238L70 239H68ZM62 241V243L64 244L65 243V245H67L69 248H71V250H75L76 251V249L77 248H79L78 247V243L77 244H75V243H72V242H70V241ZM71 241H73V239L71 240ZM89 241V240H88ZM225 241H226V239H225ZM42 242H48V241H46V240H43ZM85 242H87V241H83L82 243H85ZM228 242H230V241H228ZM81 243V242H80ZM218 243H220V242H218ZM224 243V242H223ZM238 243H239V241H238ZM242 243V242H241ZM88 244V243H87ZM90 244V243H89ZM221 244V243H220ZM82 245V244H81ZM80 245V246H81ZM86 245V244H85ZM95 245V244H94ZM93 245V246H94ZM50 246V245H49ZM77 246V248H74V247H76ZM234 246V245H233ZM239 246V245H238ZM51 247H53L52 245H51ZM50 247V248H51ZM55 247V246H54ZM68 247H60V244H59V246L57 247V249L58 248H60V251L62 252V254H66V251L67 252H69L68 251ZM87 247V246H86ZM92 247V246H91ZM230 247V246H229ZM228 247V248H229ZM96 248V247H95ZM94 248V250H96ZM233 248V247H232ZM236 248V247H235ZM240 248V247H239ZM82 249V248H81ZM87 249V248H86ZM85 249V250H86ZM59 250V249H58ZM70 250V251H71ZM79 250V249H78ZM91 250H93V249H91ZM90 250V251H91ZM42 251V250H41ZM44 251H45V249H44ZM46 251H48V250H46ZM89 251V252H90ZM237 251V250H236ZM49 252V251H48ZM51 252V251H50ZM50 252L48 253V254H50ZM54 252V251H53ZM84 252V251H83ZM85 252H87V251H85ZM100 252V251H99ZM103 252V251H102ZM106 252V251H105ZM109 252V251H108ZM112 252V251H111ZM110 252V253H111ZM71 253V252H70ZM76 253H77V251H76ZM80 254H81V252H79ZM114 253V252H113ZM47 254V253H46ZM58 254V253H57ZM68 254V253H67ZM72 254V253H71ZM85 254V253H84ZM88 254V253H87ZM112 254V253H111ZM148 254V253H147ZM146 254V255H147ZM51 255V254H50ZM52 255H54V254H52ZM55 255H56V253H55ZM59 255V254H58ZM74 255V254H73ZM95 254H93V256H94ZM101 255V254H100ZM106 255V254H105ZM142 255V254H141ZM145 255V256H146ZM192 255V254H191ZM198 255V254H197ZM45 256V255H44ZM49 256V255H48ZM57 256V255H56ZM70 256V255H69ZM98 256V255H97ZM103 256V255H102ZM104 257V256H103ZM111 256H109V255H107V256H105L104 258H106V263L104 262V264H114L113 262H112V259L110 258ZM117 257V256H116ZM121 257V256H120ZM119 257V258H120ZM54 258V257H53ZM52 258V259H53ZM65 258V257H64ZM104 258H102V259H104ZM113 258V257H112ZM55 259V258H54ZM58 259V258H57ZM59 259H60V257H59ZM78 258H76V264H78V261L79 260H77ZM81 259V258H80ZM83 259V258H82ZM92 259V258H91ZM98 259V258H97ZM97 259H96V261H97ZM101 259V260H102ZM118 259V258H117ZM140 259V258H139ZM142 259V258H141ZM140 259V260H141ZM153 259V258H152ZM151 259V260H152ZM65 260V259H64ZM89 260V259H88ZM100 260V259H99ZM150 260V261H151ZM54 261V260H53ZM58 261V260H57ZM123 261H125V260H123ZM75 262V261H74ZM73 262V263H74ZM83 263V260L82 261H79V263ZM85 262V261H84ZM87 262V261H86ZM92 262H94V261H92ZM99 262V261H98ZM97 262V263H98ZM118 262V261H117ZM122 262V261H121ZM129 262V261H128ZM116 263V262H115ZM126 263V262H125ZM59 264H60V262H59ZM64 264H65V262H64ZM88 264V263H87ZM91 264V263H90ZM117 264V263H116ZM129 264V263H128ZM138 264H139V262H138ZM142 264V263H141Z\"/></svg>",
	"mask_w": 264,
	"mask_h": 264
}]
</instances>
